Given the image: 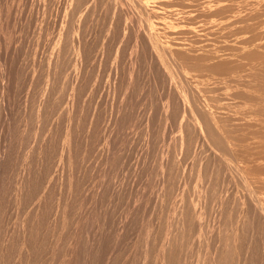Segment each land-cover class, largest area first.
Returning <instances> with one entry per match:
<instances>
[{"label": "bare ground", "instance_id": "obj_1", "mask_svg": "<svg viewBox=\"0 0 264 264\" xmlns=\"http://www.w3.org/2000/svg\"><path fill=\"white\" fill-rule=\"evenodd\" d=\"M2 1V0H1ZM6 1V0H5ZM4 1V2H5ZM18 2V0H16ZM20 1V0H19ZM25 1V0H24ZM27 1V0H26ZM29 1V0H28ZM33 1V0H32ZM39 1V0H38ZM40 1H43V0H40ZM51 1V0H48V2ZM71 3L74 1V0H70ZM69 1V2H70ZM77 1V2H76ZM99 1V0H75V2L77 3V10L81 9V6L84 5L85 7V4L87 3H90L91 2V7H93L96 2ZM107 1V0H106ZM133 3H134V8H136L141 15L143 16H146L150 22L152 23V28L150 30L149 33H144V34H140V35H137L136 36V49L134 50V53H135V59L131 62V66H132V71H131V74L133 75L134 74V71L136 69V65H138L139 61L138 59L139 58H143L144 60L150 58V59H156L158 65H159V68L160 71H159V74L162 75V79L165 84H167L168 86V89H169V92H168V101L167 103L164 102V106L162 109H164V113H168L169 111H171L170 109L172 107H175V106H178L177 108H179V114L181 113V119L179 120V132H180V135L178 136L179 138H176L174 136V139L176 138L177 139V142H178V147L177 146V149L180 148L179 150L183 151V156L186 158L189 157L190 155H184L185 154H190L192 153V156H193V159L195 157H198L200 158L199 159V162L201 161H204V160H217L219 163H220V166L222 168V165L223 167V173L224 174H227V177H228V174L229 176L232 178L233 176H237V179L236 181L238 180V182H242V185L245 186L247 192V195L245 197V193H242V190L241 194H244V197H245V200H242V203L240 204L241 207H242V210L240 211H237V218H239V225L238 226V231H235V234L237 235L239 232L240 234V229L243 228L244 224L246 221H248V219L250 220V222H256L259 224V226L264 230V0H131ZM3 2V3H4ZM11 2V1H10ZM9 0H8V3H10ZM13 2V1H12ZM15 2V1H14ZM46 2V0H45ZM44 2V3H45ZM56 3L57 0H53V3ZM69 2L67 3V1H63V0H58V5L59 8L61 9V15L59 14V17H58V21H57V25L59 27L58 28V37L56 39V41L54 40V45H53V49L51 48L50 51L51 54L48 58V63H47V66H46V70H45V73L42 74L44 75V79L41 83V86H40V98L38 100V103H36L35 101V104L33 107H34V113L32 115V128L31 126L28 124L29 123V120H28V117L26 115V109L22 110L19 118H18V113L14 115V103L15 101H13L14 99H16V93H18L17 89H18V82H17V79L16 78V73H15V69H17L16 67L20 64V60L18 58V52L21 51L19 48H17L16 46H13L14 44H16L17 42H15L13 45L11 43H9L10 45L13 46L12 49H8V48H4L3 46V43L0 41V220H1V224H2V229H0V264H9V262L11 261L10 259L12 258V261H13V264H50L52 261L51 260H54V256L56 255L55 254V248H56V244H57V241L58 239L60 240V237L62 236L61 233L59 234L58 233V229L57 227L61 226V228L63 229L65 227V224L67 222H65V217L68 219L67 217V213L68 212V202H69V199H70V191L72 190L73 186H74V183L77 179L75 178V180L73 181V176L74 174H72V169H71V163H72V159L73 157L76 156V154L78 153V149L77 148V140L79 138V136H83V135H80L83 131L81 130V128L79 129V125H81V123L79 122V111H80V108L79 107V101H80V98L82 96V94L84 93V90H86L85 86H89L87 85L86 83L90 80H87V82L85 83L86 80H84V76H85V67H86V64L84 65V59L88 58L90 59L89 57H86L85 54H86V51L89 50V44H88V49H86V43L89 42L87 41V37H91L92 35H94V37L92 38V40L97 37L96 34H93L94 31L92 32L91 36H87L85 35L86 37V41L85 42V37H84V40L79 37L78 35H75L74 33H72V37H70V35L68 36V31L67 32V26L70 24H68V17H69V14L71 13L70 12V9L73 10H76V9H73L69 4ZM105 2V1H104ZM108 2L110 4L112 3H115V0H108ZM2 3V2H1ZM2 3V4H3ZM6 3V2H5ZM19 3V2H18ZM21 3H22V0H21ZM25 3V2H24ZM40 3V2H38ZM43 3V4H44ZM53 3H49L51 4L50 5V8H54V6H52ZM74 3V2H73ZM75 3V4H76ZM98 3V2H97ZM102 3H103V0H102ZM118 3V1H117ZM121 3V2H120ZM1 4V5H2ZM11 4V3H10ZM9 4V5H10ZM16 3H14L13 5H15ZM20 4V3H19ZM28 4V3H27ZM26 4V5H27ZM42 4V2L40 3ZM48 4V3H46ZM48 4V5H49ZM94 4V5H92ZM99 4V3H98ZM101 4V3H100ZM104 4V3H103ZM110 4L109 5V8H110ZM124 4V3H123ZM126 4V3H125ZM22 6H25L22 4H20ZM45 5V4H44ZM102 5V4H101ZM100 5V6H101ZM4 6V5H3ZM12 6V5H11ZM19 6V5H18ZM21 6V7H22ZM42 6V5H41ZM69 6L71 8H69ZM73 6V5H72ZM87 6V5H86ZM96 6V5H95ZM98 6V5H97ZM96 6V8H97ZM104 6V5H103ZM107 6V4H106ZM114 6V5H113ZM111 6V7H113ZM120 6V5H119ZM132 6V5H131ZM130 6V7H131ZM27 7V6H26ZM46 8H48V6L46 5L45 6ZM89 7V6H88ZM90 7V8H91ZM99 7V6H98ZM121 7V6H120ZM125 7H127V5H125ZM129 7V8H130ZM1 8V7H0ZM6 8V4H5V7ZM10 8V7H9ZM48 8V11L49 9ZM74 8L75 5H74ZM87 8V7H86ZM96 8H94V10H97ZM105 8V6H104ZM128 8V7H127ZM133 8V9H134ZM12 9V8H11ZM17 9V8H16ZM23 9V8H22ZM42 9V8H41ZM58 9V7H57ZM99 9H101L99 7ZM98 9V10H99ZM103 9V8H102ZM102 9H101V12L100 14H102ZM108 9V8H107ZM118 9V7H117ZM126 9V8H125ZM124 9V10H125ZM6 10V9H3V11ZM8 10V9H7ZM6 10V11H7ZM13 10V9H12ZM25 10V9H23ZM27 10V8H26ZM59 10V9H58ZM76 10V11H77ZM123 10V9H122ZM121 12H118L120 16V20L124 19L129 13H130V10H129V13L125 10V11H122ZM128 10V9H127ZM4 11V13L6 12ZM17 12V10H15ZM35 11V10H34ZM54 11V9H53ZM56 11V10H55ZM54 11V12H55ZM93 12V10H91ZM100 11V10H99ZM98 11V12H99ZM105 11V10H103ZM119 11V10H118ZM10 12V11H9ZM21 12V11H19ZM18 12V13H19ZM26 12V11H25ZM24 12V13H25ZM29 12V10H28ZM40 12V11H39ZM58 12V11H57ZM55 12V13H57ZM75 12V11H74ZM84 12V11H83ZM89 12V11H88ZM92 12H89L87 14H90ZM117 12V11H116ZM135 12V11H134ZM23 12L19 13V14H22ZM31 13V12H30ZM37 13V12H36ZM42 13H43V9H42ZM50 14H52L51 12H49ZM79 15L78 12H75ZM81 13V12H80ZM94 13V12H93ZM96 13V12H95ZM94 13V14H95ZM107 13V12H106ZM133 13V12H132ZM14 14V12H13ZM16 14V13H15ZM27 14V12H26ZM24 14L22 17L18 15V17L15 18V24H16V27L19 28V31L22 33V31H25L24 29V26H25V22H24V16L26 15ZM44 14V13H43ZM41 14V15H43ZM58 14V13H57ZM82 14V13H81ZM80 14V15H81ZM85 14V13H84ZM99 14V15H100ZM105 14V13H104ZM111 14V13H110ZM108 14V15H110ZM136 14V13H135ZM2 15V14H1ZM0 15V16H1ZM4 15V14H3ZM8 15V13H7ZM30 15V14H28ZM31 15H35V12L34 14H31ZM73 15V14H71ZM76 15V14H75ZM83 15V14H82ZM82 15L80 18H82ZM93 15V14H92ZM96 15V14H95ZM98 15V14H97ZM106 15V14H105ZM107 15V16H108ZM116 16V13L113 14ZM130 15V14H129ZM6 16V15H5ZM4 16V17H5ZM9 16V15H8ZM11 16V14H10ZM9 16V17H10ZM15 16V15H14ZM12 16V17H14ZM86 17H88L87 15H84ZM102 16H104L102 14ZM11 17V18H12ZM43 17H46V15ZM50 17V16H49ZM54 17V16H53ZM56 17V16H55ZM72 17V16H71ZM69 17V19L71 18ZM74 17V16H73ZM79 17V16H78ZM77 19H80L78 18ZM84 17V18H86ZM91 17V16H90ZM94 17V16H93ZM97 17V16H95ZM99 17V16H98ZM98 17L96 19V22L98 20ZM110 17V16H109ZM108 17V18H109ZM114 17V16H113ZM138 17V16H137ZM1 18V17H0ZM38 18V17H37ZM57 18V17H56ZM83 18V19H84ZM107 18V19H108ZM111 18V17H110ZM136 18V17H135ZM146 18V19H147ZM6 19V18H5ZM14 19V18H13ZM26 19H28L27 17L25 18V21ZM36 19V18H35ZM35 19H33L32 17V20L31 22H33ZM43 19V18H41ZM40 19V21H41ZM47 19V18H46ZM45 19V20H46ZM73 19H76L75 17ZM88 19V18H86ZM86 19H84L83 21H85ZM92 19V18H91ZM91 19H88V20H91ZM106 19V18H104ZM117 18H115L116 20ZM127 19V18H126ZM134 19V18H133ZM143 19H145L143 17ZM147 19V20H148ZM4 20V19H3ZM1 20V21H3ZM38 20V19H37ZM44 20V21H45ZM112 20V19H111ZM125 20V19H124ZM123 20V22H124ZM130 20V18H129ZM9 21V20H7ZM14 21V20H12ZM39 21V22H40ZM44 21L42 20L43 22V25L44 24H47L46 22L44 23ZM48 21V19H47ZM51 21V20H49ZM76 21V20H75ZM87 21V20H86ZM100 21V20H99ZM101 21H106V20H101ZM137 21V19H136ZM10 22V21H9ZM30 22V21H28ZM27 22V23H28ZM30 22V23H31ZM70 22V21H69ZM88 22V21H87ZM94 22L91 21V24L87 25V26H90L92 27V23ZM95 22V23H96ZM113 25L116 24L115 21H112ZM115 22V24H114ZM118 22H120L118 20ZM122 22V24H123ZM128 22V21H127ZM125 22V23H127ZM135 22V21H134ZM148 22V21H145V23ZM2 23V24H1ZM0 23V26L2 25L3 26V22ZM5 23V21H4ZM38 23V22H37ZM77 23V22H76ZM83 22H81V20L78 21V23L76 24L75 27H77V30H84L83 27L80 29V26H82ZM89 23V22H88ZM94 23V24H95ZM98 23V22H97ZM96 23V24H97ZM102 23V22H100ZM144 23V22H143ZM6 24V23H5ZM11 24V22H10ZM15 24H14V28H15ZM39 24V23H38ZM37 24V25H38ZM42 24V23H41ZM49 24V23H48ZM47 24V25H48ZM51 24V23H50ZM74 24V23H73ZM81 24V25H80ZM84 24V23H83ZM86 24V23H85ZM84 24V25H85ZM95 24V25H96ZM111 22H110V25H112ZM119 23H117L118 25ZM121 24V25H122ZM129 24V23H128ZM142 24V23H141ZM31 25V24H30ZM35 25V23L33 24ZM42 25V26H43ZM46 25V26H47ZM71 25V24H70ZM92 25V26H91ZM124 25V24H123ZM127 25V24H126ZM134 25V24H133ZM27 26V25H26ZM40 26V25H39ZM44 27V29H46L47 27ZM54 23H53V25ZM72 26V25H71ZM86 26V25H85ZM86 26V27H87ZM97 26V25H96ZM107 26L109 27H112V26H109V24L107 23ZM119 27H121L120 25H118ZM129 26V25H128ZM130 26H131V23H130ZM135 26V25H134ZM7 27V26H6ZM5 27V28H6ZM31 27V26H29ZM33 27V26H32ZM69 27V26H68ZM84 27V28H86ZM98 27V26H97ZM115 26H113V29H114ZM123 27V26H122ZM121 27V29H122ZM142 27V26H141ZM144 27H146L144 25ZM12 28V27H11ZM43 28V27H42ZM50 28V26H49ZM99 28V27H98ZM116 28H118L116 26ZM127 28V27H126ZM125 27L123 29H126ZM129 29H132V27H128ZM136 28V27H135ZM148 28V27H146ZM37 29V28H36ZM40 29V28H39ZM43 29V30H44ZM52 29V28H51ZM55 29V28H54ZM71 28H69L70 30ZM73 29V28H72ZM95 29V28H94ZM113 29H112V33L113 32ZM128 29V30H129ZM145 29V28H144ZM8 30L5 29V31ZM29 30V29H28ZM42 30V29H41ZM56 30V29H55ZM77 30L75 32H77ZM88 30V28H87ZM87 30H85V32L87 33ZM90 30V28H89ZM88 30V31H89ZM97 30V29H96ZM95 30V32H96ZM100 30V29H99ZM114 30H118V29H114ZM148 30V31H149ZM10 31V29L8 30ZM13 31H16V28L15 30L13 29ZM34 31V30H33ZM38 31V29H37ZM36 31V32H37ZM109 31V30H107ZM119 32H121L120 30H118ZM125 32V30H123ZM130 31V30H129ZM140 31V30H139ZM144 31V30H142ZM147 31V32H148ZM17 32V31H16ZM19 32V33H20ZM28 32V31H27ZM44 32V31H42ZM41 32V34H43ZM51 32V31H50ZM53 32V31H52ZM84 32V31H83ZM90 32V31H89ZM99 32V31H97ZM110 32V31H109ZM127 32V31H126ZM132 32V31H131ZM130 32V33H131ZM141 32V31H140ZM7 33V32H6ZM5 33V34H6ZM10 33V32H8ZM20 33V34H21ZM31 33V32H29ZM28 33V34H29ZM81 33V32H80ZM91 33V32H90ZM103 33V32H102ZM101 33V34H102ZM105 33V32H104ZM117 33V32H115ZM129 33V32H128ZM139 33V32H138ZM136 33V34H138ZM0 34H1V31H0ZM4 34V33H3ZM4 34V36H5ZM15 34V33H14ZM18 34V33H17ZM25 34V33H24ZM34 35H36L35 33H33ZM47 34V33H45ZM70 34V33H69ZM83 34V33H82ZM88 34V33H87ZM100 34V35H101ZM121 34V33H119ZM118 34V36H119ZM124 34V33H122ZM2 35V34H1ZM44 35V34H43ZM53 35V34H52ZM114 35V34H113ZM117 34H115V37L118 38V36H116ZM130 35V34H129ZM14 37V35H12ZM24 36V35H23ZM28 36V35H27ZM31 36V35H29ZM51 36V35H50ZM96 36V37H95ZM103 36V35H102ZM101 36V37H102ZM124 37V35H122ZM20 37V36H17V38ZM34 37V36H33ZM38 38L40 37V35L37 36ZM47 37V36H46ZM104 37V36H103ZM102 37V38H103ZM108 37V36H107ZM3 38V37H2ZM7 38V36H6ZM32 38V36H31ZM41 38V37H40ZM39 38V39H40ZM50 38H53V37H50ZM90 38V39H91ZM97 38H100L99 37V34H98V37ZM111 38V36H110ZM121 37H119L120 39ZM131 38V37H130ZM135 38V37H134ZM15 39V37H14ZM13 39V41H14ZM19 39V38H18ZM28 39V38H27ZM35 39V38H33ZM42 39V38H41ZM54 39V38H53ZM89 39V40H90ZM106 39V38H105ZM112 39V38H111ZM133 39V38H132ZM98 40V39H96ZM5 41V40H4ZM28 41V40H27ZM26 41V42H27ZM45 40L43 39V42ZM47 41V39H46ZM50 41V40H49ZM111 41V40H110ZM117 40L115 39V41H111L112 43L113 42H116ZM127 41V40H126ZM20 42H21V39H20ZM37 42H40V41H37ZM53 42V41H52ZM97 42V41H96ZM100 44L101 41L99 40L98 41ZM103 42V40H102ZM107 42V41H106ZM122 42V41H121ZM125 42V41H124ZM130 43V41H127L125 43ZM134 42V41H133ZM24 44L25 41L23 42ZM22 43V44H23ZM95 43V42H94ZM94 43L92 44V46L94 45ZM118 43V42H117ZM123 43V42H122ZM138 43V44H137ZM27 44H31V43H27ZM44 44V43H43ZM46 44V43H45ZM98 44V43H95V45ZM99 44V45H100ZM105 44V43H103ZM102 44V45H103ZM109 44V43H107ZM111 44V43H110ZM109 44V45H110ZM121 44V43H120ZM124 44V43H123ZM131 44V43H130ZM9 47L11 48L12 46ZM16 45H19V44H16ZM91 45V44H90ZM101 45V47H102ZM122 45V44H121ZM128 45V44H126ZM125 45V46H126ZM24 46V45H23ZM27 46V45H25ZM44 46V45H43ZM50 46L51 45H47ZM46 46V47H47ZM98 46V45H97ZM113 46V45H112ZM115 46V45H114ZM119 45H117L118 47ZM148 46V48L145 50L144 47ZM150 46V47H149ZM35 46H33L34 48ZM45 47V46H44ZM52 47V46H51ZM96 47V46H95ZM99 47V46H98ZM97 47V48H98ZM98 48V49H102L103 50V47L102 48ZM127 47V46H126ZM130 47V46H129ZM128 47V48H129ZM132 47V46H131ZM37 48V47H36ZM41 48V47H40ZM48 48V47H47ZM48 48V49H49ZM94 48V47H93ZM108 48V47H107ZM107 48H105L106 50H108ZM113 48V47H112ZM111 50H113V54L115 53V47ZM19 49V51H18ZM26 49V47H25ZM45 49V48H44ZM118 49H120L118 47ZM123 49V48H122ZM127 49V48H126ZM131 49V48H129ZM43 49L39 50V51H42ZM91 50L93 49H90V53H91ZM97 50V49H96ZM110 50V49H109ZM128 50V49H127ZM126 50V51H127ZM24 51V50H23ZM32 51V50H31ZM33 51L36 52V49H34ZM95 50L92 51V53L94 52ZM104 51V50H103ZM124 51V49H123ZM29 52V51H28ZM97 53H94V55L96 54V57H97V54L98 51H95ZM107 52V51H106ZM118 52H120L121 54V51L119 50ZM32 52H29L28 54H30ZM40 53V52H39ZM44 53V52H43ZM48 53V52H47ZM46 53V54H47ZM105 53V52H104ZM109 53H112V52H109ZM125 52H123L124 54ZM127 53V52H126ZM37 54V52H36ZM49 54V53H48ZM107 54V53H106ZM22 55H25L22 54ZM27 55V54H26ZM31 55V54H30ZM29 55V57H30ZM43 55V54H42ZM41 55V56H42ZM90 56H92L91 54H89ZM128 55V54H127ZM20 58L21 55H19ZM47 56V55H45ZM100 56V54H99ZM108 56V55H107ZM105 56V57H107ZM122 57L125 56V55H121ZM16 57V58H15ZM24 57V56H23ZM44 57V55H43ZM94 57V56H92ZM120 57V56H118ZM117 57V58H118ZM33 58V56H32ZM31 58V59H32ZM95 58V57H94ZM98 58H101L100 61H102V57H98ZM110 58V57H109ZM116 58V59H117ZM121 58V57H120ZM39 59V58H38ZM42 59V58H41ZM97 59V58H96ZM105 59V58H103ZM113 59H114V55H113ZM127 60L129 59V57L127 56L126 58ZM125 59V61H127ZM23 60V59H22ZM29 60V59H28ZM47 60V58H46ZM92 60H94L92 58ZM99 60V59H98ZM96 60V61H98ZM107 61V59H105ZM118 60V59H117ZM30 61V60H29ZM34 61V59H33ZM32 61V62H33ZM38 61V60H37ZM40 61V59H39ZM91 62V60H89ZM95 60L93 62L95 63H99L97 64L98 65H101L100 62H96ZM112 61V60H111ZM115 61V60H113ZM120 61V59H119ZM124 61V59H123ZM122 59H121V62L122 64L124 65ZM124 61V62H125ZM28 62V61H27ZM88 62V61H86ZM91 62V63H93ZM109 62V61H108ZM116 63L118 61H115ZM114 62L115 65H117L116 63ZM151 62V60H150ZM154 62V60H153ZM22 63V62H21ZM24 63V62H23ZM29 63V62H28ZM31 63V62H30ZM29 63V64H30ZM35 63V61L33 62ZM90 63V64H91ZM102 63V62H101ZM105 65H106V62H104ZM103 63V64H104ZM120 62H118L119 64ZM127 63H130V60L129 62ZM127 63L125 64V68L127 67ZM90 64L87 66H90ZM112 64V63H111ZM121 64V63H120ZM145 63H143L144 65ZM148 64V63H146ZM145 64V66H146ZM152 64V63H150ZM154 64V63H153ZM26 65V64H25ZM41 65H42V62H41ZM45 65V64H44ZM42 65V66H44ZM108 65V64H107ZM113 65V64H112ZM141 64H139V67H140ZM155 65V64H154ZM33 66V64H32ZM37 66V65H36ZM110 66V65H109ZM149 66V64H148ZM30 67H31V64H30ZM93 67V64L92 66ZM95 67V66H94ZM100 67V66H99ZM102 67V65H101ZM108 67V66H107ZM112 67V66H111ZM115 66L113 65L112 68L110 69H113ZM117 67V66H116ZM122 67V66H121ZM124 67V66H123ZM138 67V66H137ZM147 67V66H146ZM153 67V66H152ZM23 68H27V66H23ZM22 68V69H23ZM96 68V67H95ZM104 68V67H103ZM120 68V67H119ZM142 68H144L142 66ZM151 68L150 66L147 68L149 69ZM157 68L156 71H157ZM18 69H21V66L18 68ZM38 69V67H37ZM73 71V75L72 77H69V72L68 70ZM73 69V70H72ZM97 69V68H96ZM110 69H108L110 71ZM118 69V67H117ZM131 69V67H130ZM141 69V68H140ZM30 70V69H29ZM39 70H41L39 68ZM43 70V69H42ZM41 70V71H42ZM87 70H90V69H87ZM95 70V69H94ZM94 70L92 69V71L94 72ZM102 70V69H101ZM108 70L106 72H108ZM122 70V69H121ZM127 71L129 70L128 68L124 69L122 71V73L124 71ZM137 70V69H136ZM142 70V69H141ZM150 70V69H149ZM148 72H153V71H149ZM19 71V70H18ZM22 71V70H21ZM20 71V73H21ZM33 71V70H31ZM40 71V72H41ZM70 71V73H71ZM100 71V70H98ZM113 71V70H111ZM119 71V69H118ZM138 71V70H137ZM30 71H28L29 73ZM88 73V71H86ZM116 72V71H115ZM141 72V73H140ZM138 72V74H144L145 72L143 71H140ZM143 72V73H142ZM18 73V72H17ZM19 73V74H20ZM24 74V72H22ZM27 73V74H28ZM43 73V72H41ZM100 73V72H99ZM102 73V72H101ZM121 73V71L119 72ZM121 73V74H122ZM126 74H129L127 72H124ZM123 73V74H124ZM149 73V74H150ZM31 74V73H30ZM33 74H36V73H33ZM96 74V72H95ZM98 74V73H97ZM107 74V73H106ZM106 74H104L103 76H105ZM109 74V72H108ZM111 74V73H110ZM131 74L128 75V77H130L131 79ZM148 74V73H147ZM153 74V73H152ZM158 74V73H157ZM158 74V75H159ZM26 75V74H25ZM88 75V74H87ZM94 75V73H93ZM99 75V74H98ZM120 75V74H119ZM137 75V76H139ZM20 76V75H18ZM22 76V75H21ZM29 76V74H28ZM31 76V75H30ZM38 76V75H37ZM97 76V75H96ZM101 76V74H100ZM109 76V75H108ZM112 75H110L111 77ZM122 76V75H121ZM145 76V74H144ZM144 76H140L142 79L144 78ZM149 76V75H148ZM155 76V75H154ZM90 77V76H89ZM88 77V78H89ZM136 77V75H135ZM161 78V76H159ZM20 78V77H19ZM98 78V77H97ZM103 78V77H102ZM112 78V77H111ZM110 78V79H111ZM116 77H114L115 79ZM120 78V77H119ZM124 78V76H123ZM134 78V77H133ZM132 78V79H133ZM156 79V77H154ZM153 78V79H154ZM23 79V78H22ZM25 79H27L25 77ZM31 79V78H29ZM37 78H35L36 80ZM39 79V78H38ZM71 79V80H70ZM87 79V78H86ZM125 79V78H124ZM127 79V78H126ZM125 79V81H126ZM132 79H131V83H132ZM136 79V78H135ZM135 79H133L135 81ZM142 79H139V80H142ZM148 79V77H147ZM146 79V80H147ZM159 79V78H158ZM161 79V80H162ZM99 81H101L100 79H97ZM109 80V79H107ZM138 80V78H137ZM136 80V81H137ZM138 80V82H139ZM145 78L142 80L144 81ZM157 80V79H156ZM93 81V80H92ZM116 81V80H115ZM114 81V82H115ZM119 81H121V86L123 85L122 84V80L120 79ZM135 81V82H136ZM142 81H140L142 83ZM150 81L147 80V82ZM159 81V80H158ZM157 81V88L159 86L162 87V85ZM28 84L30 86H33V83H36L33 81V78L31 80H27ZM88 82V83H89ZM94 84H95V81H93ZM153 82V81H152ZM156 82V81H155ZM154 83H152V86L153 84L156 85ZM92 83V82H90ZM89 83V84H90ZM99 83V82H98ZM101 83V82H100ZM103 83V82H102ZM101 83V84H102ZM105 83H110V81H106ZM104 83V88L107 86L105 85ZM125 83V82H123ZM128 83V81H127ZM130 83V82H129ZM128 83V84H129ZM146 83V82H145ZM150 83V86H151V82ZM27 84V83H26ZM25 84V86H26ZM27 84V86H28ZM92 84V86L94 85ZM126 84V83H125ZM133 85H138V84H135V83H132ZM130 84V85H132ZM140 84V83H139ZM99 86H101L100 84H98ZM111 85V83H110ZM164 85V84H163ZM22 86V85H21ZM20 86V87H21ZM26 86V87H27ZM114 86V85H113ZM125 86V85H124ZM128 86V85H127ZM147 86L146 84L144 85V82H143V88ZM167 86L164 85V87L166 88ZM90 89L92 88L91 86H89ZM109 87V85H108ZM112 87V86H111ZM129 87V86H128ZM131 87V86H130ZM135 87V86H134ZM133 87V89H134ZM149 87V86H148ZM156 87V86H155ZM24 88V87H23ZM88 88V87H87ZM103 88V87H102ZM125 88V87H124ZM122 87V89H124ZM132 88V87H131ZM130 89L133 90V89ZM142 88V86L140 87ZM151 88V87H150ZM149 88V89H150ZM153 88V87H152ZM151 88V89H152ZM156 88V89H157ZM164 90H167L165 89ZM20 89V88H19ZM26 89V88H25ZM35 89V88H34ZM32 88V90H34ZM36 89H38V87H36ZM106 89V88H105ZM138 89V87L136 88ZM21 90V89H20ZM19 90V91H20ZM107 90V89H106ZM115 90V88H114ZM113 90V92H114ZM118 90V89H117ZM125 90H128V89H125ZM139 91H143V89H138ZM145 90V89H144ZM153 90V89H152ZM151 90V92H152ZM163 90V91H164ZM24 91V90H23ZM70 91V92H69ZM87 91H91V90H87ZM101 91V89H100ZM112 91V89H111ZM116 91V90H115ZM129 91V92H130ZM146 91V90H145ZM144 91V92H145ZM150 91V90H149ZM154 91V90H153ZM161 91H162V88H161ZM109 92V91H108ZM122 92V91H121ZM128 92V93H129ZM133 92V91H132ZM131 92V93H132ZM143 92V93H144ZM150 92V93H151ZM165 92V91H164ZM164 92H163V95H164ZM25 93V92H24ZM27 93V92H26ZM29 93V92H28ZM107 93V92H106ZM135 93V92H134ZM136 93H137V90H136ZM141 92L140 95L143 94ZM146 93H148V91H146ZM145 93V94H146ZM150 93H148L147 95H150ZM156 93V92H155ZM120 94V92H119ZM125 93H123L124 95ZM20 95V94H19ZM37 95V93H36ZM110 95V94H109ZM108 95V96H109ZM127 95V94H126ZM130 95V94H129ZM137 95V94H136ZM144 95V94H143ZM23 96V95H22ZM29 96V95H28ZM85 96V95H84ZM83 96V97H84ZM111 97L112 94L110 95ZM121 96V94L119 95ZM132 96V95H131ZM159 96V95H157ZM165 96V97H166ZM16 97V98H15ZM27 97V96H26ZM30 97H31V94H30ZM37 98V96H35ZM88 97V95H87ZM86 97V98H87ZM118 97V96H117ZM135 97V96H133ZM137 97V96H136ZM164 97V96H163ZM22 98V97H21ZM24 98V97H23ZM107 98V97H106ZM124 98V97H122ZM126 98V97H125ZM128 98V96H127ZM126 98V99H127ZM27 99V98H26ZM29 99V98H28ZM27 99V100H28ZM35 99V98H34ZM82 99V98H81ZM88 99V98H87ZM109 99V98H108ZM119 99V97H118ZM158 99V98H157ZM155 98V100H157ZM163 99V98H162ZM19 100V99H18ZM33 100V99H32ZM36 100V99H35ZM85 100V99H84ZM82 101L83 103L85 101ZM97 100V99H96ZM110 100V99H109ZM113 100V99H112ZM123 100V99H122ZM129 98L127 100H123V101H128ZM166 100V98H165ZM164 100V101H165ZM34 101V100H33ZM117 101V100H116ZM120 99L118 101V104L120 103ZM139 101V100H138ZM160 101V100H159ZM157 100V102H159ZM22 102V100H21ZM26 103L28 101H25ZM77 102H78V106L77 108L75 107V105H77ZM81 102V104L83 105V103ZM88 102V101H87ZM91 102V101H90ZM109 102V101H108ZM113 102V101H112ZM129 102V101H128ZM162 102V100H161ZM161 102H159V104H161ZM29 103V102H28ZM31 103H34V102H31ZM76 103V104H75ZM86 103V102H85ZM93 103V102H92ZM92 103L90 106H92ZM100 103V107L103 108L101 106V102L99 101ZM106 103H107V99H106ZM105 103V104H106ZM111 103V101L109 102V104ZM123 103V102H122ZM121 103V104H122ZM125 103V102H124ZM139 103V102H138ZM137 103V104H138ZM151 103V102H150ZM154 103V101L152 102ZM151 103V104H152ZM19 104V103H18ZM80 104V105H81ZM89 104V103H88ZM96 104V103H94ZM93 104V105H94ZM104 104V103H103ZM102 104V105H103ZM105 104H104V107H105ZM115 104V103H114ZM129 104V103H128ZM127 104V105H128ZM131 104H132V101H131ZM150 104V105H151ZM163 104V103H162ZM161 104V105H162ZM81 105V106H82ZM98 105V104H97ZM96 105V106H97ZM112 105V104H111ZM134 105V103H133ZM135 105H136V102H135ZM144 105V104H143ZM149 105V103L147 104V106ZM22 106V105H21ZM26 105H24L25 107ZM95 106V107H96ZM99 106V105H98ZM97 106V107H98ZM115 106V105H114ZM122 106V105H121ZM130 106V105H129ZM18 107V106H17ZM20 107V105H19ZM28 107V106H27ZM93 107V106H92ZM113 107V106H112ZM116 107V106H115ZM117 107H119V105H117ZM151 107V106H150ZM159 107V106H158ZM23 108V107H22ZM85 108V107H84ZM94 108V107H93ZM100 108V109H101ZM123 108V107H122ZM121 108V109H122ZM148 108V107H146ZM154 108V107H152ZM161 108V107H160ZM21 109V108H20ZM86 109V108H85ZM97 109V108H96ZM99 109V108H98ZM99 109V110H100ZM120 109V110H121ZM159 109V108H158ZM173 109V108H172ZM19 110V108H18ZM17 110V111H18ZM149 110V109H148ZM153 110V109H152ZM156 111V109H154ZM153 110V111H154ZM161 110V109H159ZM177 110V111H178ZM16 111V112H17ZM20 111V110H19ZM18 111V112H19ZM113 112V110H111ZM129 111V109H128ZM152 111V113H153ZM176 111V110H175ZM123 112H126V111H123ZM145 112V111H144ZM143 112V113H144ZM148 112V111H147ZM150 112V111H149ZM131 113V112H130ZM134 113V112H133ZM151 113V115H152ZM85 114V113H84ZM107 114V113H106ZM109 114V113H108ZM113 114V113H111ZM110 114V115H111ZM121 114V113H120ZM119 114V115H120ZM146 114V112H145ZM158 114V112L156 113ZM155 114V115H156ZM161 114V113H159ZM83 115V113H82ZM89 116L91 114H88ZM95 115V114H94ZM97 115V114H96ZM126 113L122 116L125 117ZM130 115V114H128ZM134 115V114H133ZM149 115V114H148ZM167 114H165L164 116L166 117ZM15 116V117H14ZM86 114L83 116L85 117ZM92 116V115H91ZM90 116V117H91ZM102 116V115H100ZM114 116V115H113ZM118 116V115H117ZM157 116V115H156ZM58 117H61L62 120L64 121L65 125L62 127V129H60L59 131L58 130H55V132L53 131L52 129V126H53V122L56 121V119ZM88 117V116H87ZM99 117V115H98ZM104 117V116H103ZM102 117V119H103ZM127 117V116H126ZM129 117V116H128ZM60 118V119H61ZM93 118V116H92ZM113 118V117H112ZM118 118V117H117ZM107 119V118H106ZM109 119V118H108ZM130 119V118H129ZM138 121H139V118H137ZM168 119V118H167ZM170 119V118H169ZM177 119V118H176ZM86 121V119H83L81 122L83 121ZM90 120V118L88 119ZM87 120V121H88ZM93 120V119H92ZM91 120V121H92ZM96 120V119H95ZM94 120V121H95ZM105 120V119H104ZM114 120V119H113ZM118 120H120V117L118 118ZM121 120H124V119H121ZM128 120V119H127ZM136 120V119H135ZM175 120V119H174ZM60 121V120H59ZM62 121V122H63ZM91 121H88L89 124H91L90 122ZM99 122V120H97ZM95 121V122H97ZM110 120H108L109 122ZM137 121V120H136ZM135 121V122H136ZM142 121V120H140ZM158 121V120H157ZM166 121V120H165ZM170 121V120H169ZM177 121V120H176ZM41 122H44L48 127H47V132L45 134H47L41 141H38V139H40L41 137L38 138L37 134L39 130L38 129V125L39 123ZM60 123V124H63V123ZM87 122V124H88ZM97 122V124H98ZM103 122V121H102ZM106 122V121H105ZM112 122V121H110ZM85 123V122H84ZM83 123V125H84ZM113 123V122H112ZM133 123V122H132ZM142 123V122H141ZM154 123V122H153ZM152 123V124H153ZM157 123V122H155ZM163 123V120L158 124H161ZM172 123V122H170ZM57 124V122H56ZM55 124V125H56ZM59 124V123H58ZM95 124V123H94ZM116 124V123H115ZM129 124V123H128ZM136 124L138 125L139 123L136 122ZM146 124V123H145ZM149 124V122L147 123ZM169 124V123H168ZM176 124V123H175ZM44 125V124H43ZM98 125H101V124H98ZM134 125V123H133ZM136 125V127H137ZM151 125V124H150ZM149 125V127H150ZM163 125V124H162ZM166 125V124H165ZM30 126V128H29ZM87 126V125H85ZM91 126V125H90ZM89 126V127H90ZM94 126V125H92ZM91 126V127H92ZM102 126V125H101ZM128 126V125H127ZM131 126V125H130ZM140 126V124H139ZM142 126V125H141ZM140 126V127H141ZM146 126V125H145ZM171 126V125H169ZM35 127H37L35 129ZM46 127V126H45ZM58 126H56L55 128H57ZM82 127V126H81ZM95 127H97L95 125ZM100 127V126H99ZM97 127L98 129H102V127ZM107 127V126H106ZM139 127V128H140ZM148 127V129H149ZM163 127V126H161ZM172 127V126H171ZM176 126L174 125V127L172 128H175ZM41 128V127H40ZM88 128V127H87ZM96 128V129H97ZM104 128V131L106 132L105 130V127L103 126ZM128 128V127H127ZM133 128V127H132ZM138 128V127H137ZM143 128V127H142ZM140 129V131H142L143 129ZM165 128V127H164ZM167 128H168V125H167ZM42 129H43V126H42ZM89 129V128H88ZM136 130V128H134ZM145 129V127H144ZM147 129V128H146ZM160 129H163V128H160ZM169 129V128H168ZM178 129V128H177ZM37 130V131H36ZM45 130V129H44ZM43 130V131H44ZM80 130L82 132H80ZM87 130V129H86ZM90 130V129H89ZM88 130V131H89ZM94 130V129H93ZM111 130V129H110ZM134 130V131H135ZM157 132L158 131H161V130H158L156 129ZM173 130V129H172ZM176 130V129H175ZM42 131V130H41ZM42 131V132H43ZM91 131V130H90ZM101 131V130H100ZM102 130V132H104ZM107 131H109L107 129ZM145 131V130H143ZM148 130H146V133ZM153 131V130H151ZM168 131H171L170 129ZM111 132H114L111 130ZM132 132V131H131ZM166 132V131H165ZM172 132V131H171ZM85 133V132H83ZM108 132H106L107 134ZM133 133V132H132ZM135 133V132H134ZM137 133V132H136ZM144 134V132H142ZM154 133V131H153ZM159 133V132H158ZM164 133V131H163ZM177 133L176 131H174V134ZM114 134V133H113ZM116 134V133H115ZM139 133H137V136H138ZM150 134V133H149ZM149 134H148V137H149ZM152 134V133H151ZM160 134V133H159ZM171 134V133H170ZM42 135V134H41ZM89 134H86L84 135L85 136H88ZM112 135V134H111ZM142 135V134H141ZM153 135V134H152ZM155 135V134H154ZM157 135V134H156ZM155 135V136H156ZM172 135V134H171ZM170 135V136H171ZM176 135V134H175ZM40 136V135H39ZM96 135H94L95 137ZM103 136V135H102ZM108 136V134H107ZM106 136V137H107ZM135 136V135H134ZM136 136V137H137ZM161 136V135H159ZM93 137V136H92ZM93 139H96L94 138ZM98 137V135H97ZM104 137V136H103ZM110 137V136H109ZM114 137V136H113ZM147 137V138H148ZM90 138V137H89ZM100 138H101V135H100ZM98 138V139H100ZM134 137H132L133 139ZM144 138V137H143ZM153 138H156V137H153ZM171 138V137H170ZM173 138V137H172ZM92 139V140H93ZM98 139H96L94 141V144H97L98 143ZM101 139H104V138H101ZM100 139V140H101ZM116 139V138H115ZM137 138H135L136 140ZM142 139V137H141ZM160 139V138H159ZM162 139V137H161ZM167 139V137H166ZM169 139V138H168ZM174 139L172 141V143L174 142ZM85 140V139H84ZM91 142V139H89ZM105 140V139H104ZM107 140V139H106ZM105 140V142H106ZM111 139H109L110 141ZM114 140V139H112ZM117 140V139H116ZM134 140V139H133ZM145 140V139H144ZM79 141V140H78ZM142 141V140H140ZM160 143L162 140H158ZM165 141V140H164ZM168 141V140H166ZM88 142V140L86 141ZM93 142V141H92ZM92 142L89 143L92 145ZM100 142V141H99ZM103 142V141H102ZM118 142V140H117ZM116 142V143H117ZM176 142V140H175ZM82 143V142H81ZM104 143V142H103ZM102 143V144H103ZM133 143V142H132ZM134 143L136 144V142L134 141ZM156 143V141L154 142ZM160 143L158 144L159 147H160ZM169 144V142H167ZM170 143H171V140H170ZM83 144V143H82ZM93 144V145H94ZM100 145V143H98ZM96 145V146H99V145ZM105 144V143H104ZM134 144V145H135ZM142 144H143V141H142ZM157 144V143H156ZM110 145H113L114 146V143ZM128 145V143H127ZM130 145V144H129ZM139 145V144H138ZM137 144L135 146H138ZM144 145V144H143ZM142 145V146H143ZM148 145V144H147ZM158 145H156L158 147ZM163 145H165V143H163ZM171 147H173L171 144H169ZM174 145V143H173ZM87 146V145H86ZM85 146V147H86ZM89 146V145H88ZM102 146V145H101ZM100 146V147H101ZM118 146V145H116ZM132 145V147H135ZM149 146V145H148ZM176 146V144H175ZM129 147V146H127ZM140 147V146H139ZM156 147V148H157ZM164 148L166 147L163 146ZM162 147V148H163ZM207 147V150L209 151L208 154L205 155V152L204 151ZM81 149L83 147H80ZM99 149V147H97ZM103 148V146H102ZM101 148V149H102ZM108 148V146H107ZM116 148V147H115ZM114 148V149H115ZM119 147H117V150L116 152H119L118 150ZM126 148V147H125ZM124 148V149H125ZM136 149L138 147H135ZM135 148H132L135 150ZM141 148V147H140ZM139 148V149H140ZM151 148V147H150ZM205 148V149H204ZM97 149V150H98ZM112 149V147H111ZM120 150L122 149L121 147L119 148ZM130 149V148H129ZM143 149V148H142ZM166 149V148H165ZM175 149V147L173 148ZM199 149V150H198ZM80 150V149H79ZM100 150V149H99ZM103 150V149H102ZM102 150L100 152H102ZM114 150V151H115ZM158 150V148H157ZM161 149H159L160 151ZM163 150V149H162ZM178 150V151H179ZM113 151V149H112ZM113 151V152H114ZM123 151V149L121 150ZM120 151V152H121ZM137 151V150H136ZM169 151V150H168ZM172 151V148L170 150V152ZM177 151V150H176ZM180 151V152H181ZM110 152V151H109ZM119 152V153H120ZM126 153V151H124ZM131 152V151H130ZM129 152V153H130ZM133 152V150H132ZM139 152V151H138ZM137 152V154H138ZM147 152V151H146ZM179 152V153H180ZM84 153V152H83ZM82 153V154H83ZM104 153H107L106 152V149H105V152ZM135 153V151L132 153V156L133 157V154ZM161 153V151H160ZM168 153V152H167ZM173 153V152H171ZM84 154H87V153H84ZM83 154V155H84ZM111 155V153H109ZM118 154V153H116ZM116 154H113V155H116ZM122 154V153H121ZM128 154V153H127ZM127 154H126V157H127ZM152 154V153H151ZM175 154V153H174ZM82 155V156H83ZM108 155V154H106ZM105 155V156H106ZM140 155V154H138ZM150 155V154H149ZM159 155V154H157ZM178 155V154H176ZM182 155V154H181ZM89 156V155H88ZM92 156V155H91ZM90 156V157H91ZM109 156V155H108ZM122 156V155H121ZM120 156V157H121ZM125 156V155H124ZM123 156V157H124ZM129 156V160H130V155ZM142 156V155H141ZM140 156V157H141ZM182 156V157H183ZM77 157H80V153H79V156ZM87 157V156H86ZM89 157V158H90ZM99 157V156H97ZM107 157V156H106ZM112 157V156H111ZM119 158V156H116ZM135 157H137V155H135ZM139 157V156H138ZM175 157V156H174ZM180 157V155H179ZM177 158L178 160L181 158ZM88 158V159H89ZM103 159V157H101ZM109 158V157H108ZM107 158V159H108ZM197 158V159H198ZM211 158V159H210ZM85 159V158H84ZM84 159H81L84 160ZM106 159V158H105ZM112 158H110L111 160ZM132 159V158H131ZM165 159V158H164ZM175 159V160H177ZM183 159V158H182ZM187 159V158H186ZM115 160V158H114ZM112 160V161H114ZM119 160V159H118ZM122 160H128L127 158L125 159H122ZM128 160V161H129ZM133 160H135V158H133ZM139 160V159H138ZM166 160V159H165ZM174 160V165L176 167V175L180 177V180L184 178L185 176V170L183 169V166H181V163L179 161H175ZM190 159L188 158V161ZM192 160V159H191ZM190 160V161H191ZM90 161V159H89ZM87 160V162H89ZM92 161V160H91ZM101 161V160H100ZM105 161V160H103ZM120 161V160H119ZM115 162L114 165H118V162ZM123 161V162H124ZM128 161H126V163H128ZM141 161V160H139ZM137 161V162H139ZM162 161V160H161ZM159 161V162H161ZM185 161V160H184ZM194 162V160H192ZM83 162V161H82ZM111 162V161H110ZM109 162V163H110ZM122 162V161H121ZM122 162V163H123ZM130 162V161H129ZM145 162V161H144ZM187 162V160H186ZM198 162V160H197ZM214 162V161H212ZM75 163V162H73ZM77 163V162H76ZM90 163V162H89ZM88 163V164H89ZM121 163V164H122ZM196 163V162H194ZM211 163V162H210ZM215 163V162H214ZM67 164V166H66ZM84 164V163H83ZM92 164V163H91ZM94 164V163H93ZM104 164H108V163H104ZM113 164V163H112ZM120 164V162H119ZM118 165V166H121L122 168V165ZM132 164V162H131ZM140 164V162H139ZM146 164V163H145ZM167 164V163H166ZM170 164V163H169ZM187 164V163H185ZM197 164V163H196ZM195 164V165H196ZM217 164V162H216ZM74 165V164H73ZM72 165V166H73ZM87 165V164H86ZM84 165V166H86ZM114 165H113V168L114 169ZM124 165V163H123ZM130 165V164H129ZM137 165V164H136ZM159 165V163H158ZM157 165V166H158ZM161 165V164H160ZM173 165V166H174ZM199 165V164H197ZM203 165V164H202ZM218 165V164H217ZM83 166V167H84ZM106 166V165H105ZM112 167V165H109V167ZM172 166V165H171ZM187 166V165H186ZM189 166H192V165H189ZM68 168V175H67V178L64 174L61 173V176H57L55 173L58 171V169L60 170V168L62 170L67 169ZM76 167H77V164H76ZM87 167V166H86ZM92 166H90L89 168H87L88 170L90 169H94L93 167H95L96 169V166L93 165V167L91 168ZM107 167V166H106ZM124 167V166H123ZM126 167V165H125ZM131 167V166H130ZM145 167V166H144ZM143 167V168H144ZM160 167V166H159ZM158 167V168H159ZM193 167V166H192ZM207 167V166H206ZM219 167V166H218ZM78 168V167H77ZM76 168V169H77ZM140 168V167H139ZM138 168V169H139ZM142 168V169H143ZM146 168V167H145ZM156 168V172H157V169ZM163 169V164H162V167ZM166 168V167H165ZM172 168V167H170ZM188 170L190 171L189 167H187ZM199 168V166H198ZM217 168V166H216ZM75 169V168H74ZM73 169V170H74ZM82 169V168H81ZM94 169V170H95ZM105 169V168H104ZM110 169V168H109ZM111 169V170H112ZM120 169V168H119ZM131 169V168H130ZM137 169V170H138ZM169 169V168H168ZM193 169V168H192ZM195 169V168H194ZM197 169V168H196ZM204 169L205 170V167L204 168H201V170ZM97 171L99 170L98 168L96 169ZM95 170V171H96ZM107 170H108V167H107ZM121 170V169H120ZM124 170V169H123ZM128 170V168H127ZM167 170V169H166ZM211 170L212 167H211ZM215 170V168H214ZM80 171V169H79ZM91 171V170H90ZM104 171V170H103ZM110 171V170H109ZM114 171H117L116 170H113V173L114 174ZM141 171V170H140ZM160 170L158 169V172L157 173H160L159 172ZM164 173H165V170H163ZM162 171V172H163ZM170 171V169L168 170ZM172 171V169H171ZM221 171V169L219 170V172ZM62 172V171H61ZM75 172H78V171H75ZM105 172V171H104ZM119 172V170H118ZM136 172V171H135ZM161 172V173H162ZM196 172V171H195ZM203 172V171H202ZM209 172V171H208ZM67 173V172H66ZM93 173V172H92ZM95 173V172H94ZM102 173V170L101 172ZM99 173V174H100ZM107 173V172H105ZM116 175L118 174L117 172H115ZM122 174V171L119 172ZM214 173H216V171H214ZM60 174V172L58 173ZM83 174V173H82ZM104 174V173H103ZM110 174V172H109ZM141 174V173H140ZM172 174V173H171ZM202 174V173H201ZM204 174V173H203ZM210 173H208L209 175ZM219 174V173H218ZM64 175V177L62 176ZM102 175V174H101ZM107 175V174H106ZM119 175V174H118ZM165 175H168V179L170 178V172L169 174H165ZM174 175V174H172ZM175 175V176H176ZM192 175V174H191ZM198 175V173H197ZM205 175V174H204ZM207 175V176H208ZM211 175V174H210ZM214 175V174H213ZM212 175V176H213ZM84 176V175H83ZM91 177V174L89 175ZM105 176V175H104ZM115 176V175H114ZM113 176V177H114ZM157 176V175H156ZM205 175V177H207ZM226 176V175H225ZM224 176V177H225ZM76 177V176H74ZM78 177V180L79 181V184L81 182V177L79 179V174L77 175ZM117 177V176H116ZM132 177V176H131ZM185 177H188V176H185ZM199 177V176H198ZM215 177V176H214ZM85 178V176H84ZM93 178V177H91ZM96 178V176H95ZM93 178V179H95ZM115 178V177H114ZM113 178V179H114ZM128 178V177H127ZM130 178V177H129ZM158 178H159V175H158ZM163 178V177H162ZM166 178V179H167ZM230 178V179H231ZM55 179V182L57 183V185L60 187L59 189L61 190L62 189V192L63 194H61L60 192V198L57 200V204H54V205H48V197L50 195H48V189L50 188L49 185L50 183ZM93 179H90L92 181L95 182V180ZM97 179V178H96ZM174 179V178H172ZM187 179V178H186ZM214 179V178H211V180ZM87 180V179H86ZM100 180H101V177H100ZM110 180V179H109ZM122 180V179H121ZM161 180V177H160V183L162 182ZM171 180V179H170ZM169 180V181H170ZM178 180V179H177ZM179 180V181H180ZM197 180V179H196ZM200 180V179H199ZM198 180V181H199ZM216 180V177L215 179ZM232 180V179H231ZM230 180V181H231ZM234 180V178H233ZM232 180V181H233ZM84 181V180H82ZM88 181V180H87ZM99 181V180H97ZM108 181V180H107ZM176 181V180H175ZM187 181V180H186ZM190 181V180H188ZM202 181H203V178H202ZM201 181V182H202ZM217 181V180H216ZM78 182V181H77ZM155 182H158L155 181ZM166 182L167 183V180L165 181V177H164V181L163 183ZM177 182V181H176ZM175 182V183H176ZM184 182V181H183ZM204 182V181H203ZM208 182V179L207 181ZM235 182V181H234ZM237 182V183H238ZM55 183V184H56ZM97 183V182H96ZM106 183V182H105ZM132 183V182H131ZM164 183V184H166ZM173 183V184H175ZM182 183V182H181ZM185 183V182H184ZM192 184V182H189L188 183V187H189V184ZM53 184V183H52ZM51 184V185H52ZM78 184V185H79ZM83 184V183H82ZM89 184L88 182L86 184H83V185H87ZM92 184V183H91ZM89 184V185H91ZM133 184V183H132ZM159 183H157L158 185ZM187 184V183H186ZM198 184H201L200 182ZM212 185V188L214 189L215 187L213 186V183H211ZM219 184L218 181L216 182V184L214 183V185H217ZM239 184V183H238ZM50 185V186H51ZM94 185V184H93ZM98 185V183H97ZM118 185V184H117ZM131 185V184H130ZM136 185V184H135ZM163 185V184H162ZM161 185V186H162ZM170 185V184H169ZM177 185V184H176ZM180 184L177 185V187H179ZM196 185V184H195ZM195 185L193 186V188L195 187ZM206 185V184H205ZM209 185V184H208ZM228 185V183H227ZM231 185V184H230ZM241 184H239L240 186ZM77 186V185H75ZM101 186V185H100ZM103 186V185H102ZM112 186V185H111ZM115 186V184H114ZM156 186V185H155ZM160 186V185H159ZM192 186V185H191ZM200 187V185H197ZM209 185V187H211ZM237 185V188L239 189L240 191V187ZM92 187H95L92 186ZM116 187V186H115ZM114 187V188H115ZM128 187V186H126ZM130 187V186H129ZM166 187H167V184H166ZM203 188V186H201ZM217 189L220 188L219 185L216 186ZM228 187V186H227ZM101 188V187H100ZM103 188V187H102ZM113 188V187H112ZM117 188V187H116ZM115 188V189H116ZM157 188V186L155 187ZM161 188V187H160ZM159 188V190H161ZM163 189L165 187H162ZM168 188V187H167ZM170 188V187H169ZM168 188V189H169ZM172 188V187H171ZM201 188V189H202ZM224 188V187H223ZM85 189V188H84ZM104 189V188H103ZM111 189V188H110ZM125 189V188H123ZM135 189V188H134ZM174 189V187H173ZM172 189V190H173ZM181 189H183L182 187L179 189L177 188V190L181 191ZM186 189V188H185ZM216 189V188H215ZM50 190V189H49ZM86 190V189H85ZM102 190V189H100ZM107 189H105L104 191H106ZM117 190V189H116ZM127 190V189H126ZM184 190V189H183ZM193 190V189H192ZM197 190V189H196ZM200 190V189H199ZM220 190L223 191L222 189V186L220 188ZM54 190H52L53 192ZM79 191V190H78ZM89 191V190H88ZM93 191V189H92ZM97 191L94 190L93 192ZM111 191H113V189H111ZM125 191V190H124ZM124 191H122L124 193ZM131 191V190H130ZM175 191V190H173ZM172 191L171 194H173L174 192ZM189 191V190H188ZM191 191V190H190ZM189 191V192H190ZM203 191V190H201ZM209 191V190H208ZM211 191V190H210ZM216 191V190H215ZM58 192V191H56ZM77 192V191H76ZM87 192V190L85 191V193ZM99 192V191H98ZM107 192V191H106ZM110 192V191H109ZM116 191L114 190L113 192H111L110 194H112V196L115 193ZM127 192V191H126ZM129 192V190H128ZM138 192V191H137ZM143 192V191H142ZM155 192H156V189H155ZM157 192H158V189H157ZM170 192V191H169ZM176 192V191H175ZM187 192V191H186ZM187 192L188 195L192 192ZM204 192H205V189H204ZM212 192V191H211ZM210 192V194H211ZM214 192V190H213ZM235 192V191H234ZM244 192V191H243ZM50 193V191H49ZM72 193H74V191L72 190ZM81 193V191H80ZM100 193V192H99ZM103 193V192H102ZM101 193V194H102ZM105 193V192H104ZM114 193V194H113ZM119 193V192H118ZM132 193V191L130 192ZM129 193V194H130ZM136 193V192H135ZM140 193V192H139ZM165 193V192H164ZM167 193V192H166ZM185 193V194H187ZM194 193V191H193ZM200 193V192H199ZM203 193V192H202ZM209 193V192H207ZM217 193V192H216ZM222 193V192H221ZM225 193V192H223ZM55 194V193H54ZM77 194V193H76ZM79 194V192H78ZM82 194L84 195V193L82 192ZM87 194V193H86ZM145 194V193H144ZM163 195L160 191H159V196L161 197V195ZM169 194V198L170 195ZM177 194V193H176ZM195 194H197L195 192ZM206 194V193H205ZM204 194V195H205ZM218 194H220L218 192ZM57 195V194H56ZM72 195V194H71ZM143 195V194H141ZM186 195V198L187 196ZM192 197L194 196V194L192 195V193L190 194ZM190 195L188 197H190ZM200 195V194H199ZM222 194H220L221 196ZM228 195V194H227ZM232 195V194H231ZM73 198L75 197L74 195H72ZM86 196V195H85ZM91 196H95L97 197L94 193L93 195L91 194ZM108 196V194L106 195L105 194V197ZM123 196V195H121ZM131 196V195H130ZM129 196V197H130ZM172 196V195H171ZM176 196V195H175ZM181 195H179L178 197H180ZM197 196V195H195ZM203 196V194H201V197ZM215 196V195H214ZM217 196V194H216ZM219 195H218V198H221ZM225 197V194L223 195ZM51 197H54L53 195H51ZM80 197V196H79ZM94 197V198H95ZM110 197V196H109ZM116 197V195H115ZM128 197V196H126ZM125 195L123 198H126ZM159 197V198H160ZM174 196H172L173 198ZM177 197V198H178ZM212 197V196H211ZM210 197V198H211ZM227 197V196H226ZM232 197V196H231ZM230 197V198H231ZM234 197V196H233ZM239 197V196H238ZM91 198V197H90ZM89 198V199H90ZM100 198V196H99ZM103 198V197H102ZM114 198V197H113ZM122 198V200H124ZM145 198V197H143ZM157 198V197H156ZM165 198V197H164ZM181 198V197H180ZM183 198V201H184V196H182ZM194 198V197H193ZM196 199L198 197H195ZM194 198V199H195ZM202 198H205V196H203ZM201 198V199H202ZM229 198V197H227ZM228 202L230 200L227 199ZM55 199V198H54ZM81 199V197L79 198ZM92 199V198H91ZM98 199V198H97ZM97 199H94L97 200ZM117 199V198H116ZM175 199V197H174ZM189 199V198H188ZM199 198L198 202H195L194 200V203L190 202L189 205H192L191 209H190V216H187V217H191L190 218H187L185 215H189V213H187L184 209H183V204L185 203H182V205H176L177 207V210H175L177 213L176 214V222L174 224H176L175 226V229L172 228V232H169L167 233V237L165 238V241L164 243H162L163 247H164V252L165 250H168L169 249V258L166 256L165 257V254L162 255V258L160 260V263H158L159 261H157V264H184L185 262L184 261H181L180 260H177L175 258V260L177 261H173V260H170L171 259V256L174 255L172 253H177V251H174V247L176 248V242L180 239H178L177 241H175L177 238H176V234H177V231L180 229V226L183 228V225L185 222L187 223V221H191L189 222V225L191 224L192 227H194V224L192 225V223H195L196 226L199 227V229H201L200 227L201 226V215L202 214V200ZM214 199V198H211V200ZM216 199V198H215ZM223 199V198H222ZM232 199V198H231ZM73 200V199H71ZM88 200V199H87ZM86 200V201H87ZM99 200V199H98ZM105 200V199H104ZM173 200V199H172ZM187 200V199H185ZM190 200H191V197H190ZM189 200V201H190ZM206 200V199H204ZM209 200V199H208ZM219 200V199H218ZM225 200V201H226ZM51 201V200H50ZM84 201V202H86ZM90 201V200H89ZM126 201H127V198H126ZM131 202V200H129ZM143 201V200H142ZM156 201V200H155ZM162 201V200H161ZM164 201V200H163ZM174 201V200H173ZM188 201V200H187ZM193 201V199H192ZM217 201V199H216ZM232 201H235L232 200ZM83 202V201H82ZM81 202V204H83ZM98 202V201H97ZM101 204L103 201H100ZM98 202V203H99ZM119 202V201H118ZM125 202V201H123ZM128 202V201H127ZM207 202V201H206ZM236 202V201H235ZM241 201H239L238 203H240ZM50 203V202H49ZM55 203V202H54ZM74 203V202H73ZM90 203V202H87V204ZM96 203V202H95ZM120 203V202H119ZM132 203V202H131ZM159 203V202H158ZM172 203V201H171ZM176 203V202H175ZM188 203V202H187ZM185 203V207L188 208L186 206ZM192 203V204H191ZM208 203V202H207ZM213 203V202H212ZM211 203V205H212ZM215 203V202H214ZM230 203V202H229ZM72 204V203H71ZM78 204V202H77ZM81 204H80V207H81ZM107 204V203H105ZM113 204V203H112ZM121 204V203H120ZM130 204V203H129ZM140 204V203H139ZM154 204V202L152 203ZM160 204H163V203H160ZM165 204V203H164ZM163 204V205H164ZM174 204V203H173ZM218 204V203H217ZM220 204H223V201L220 203ZM234 204V203H233ZM75 205V203H74ZM85 206V204H83ZM82 205V206H83ZM97 205V203L95 204ZM128 205V204H127ZM172 205V204H171ZM188 205V204H187ZM200 205V206H198ZM202 205V206H201ZM205 205H207L205 203ZM210 205V203L208 204ZM215 205V204H213ZM235 205V204H234ZM93 206H94V202H93ZM141 206V205H140ZM175 206V204H174ZM217 206V205H215ZM214 206V207H215ZM229 206V205H228ZM231 206V204H230ZM238 206V205H237ZM79 207V205H78ZM79 207V208H80ZM95 207V206H94ZM103 207V205H102ZM108 207V206H107ZM111 207V206H110ZM139 207V206H138ZM157 207V206H156ZM163 206H161L162 208ZM167 207V206H166ZM169 207V206H168ZM172 207V206H170ZM204 207V206H203ZM208 208L210 207L209 210H211V206H207ZM213 207V209H214ZM218 207V206H217ZM239 207V206H238ZM74 208V207H73ZM82 209L84 207H81ZM80 208V209H81ZM86 208V207H85ZM88 208V207H87ZM133 208V207H132ZM132 208L128 207V209H131ZM141 209V207H139ZM159 208V206H158ZM220 208V207H219ZM228 208V207H227ZM75 209V208H74ZM113 209V208H112ZM117 209V208H116ZM127 209V210H128ZM155 209V208H154ZM163 209V208H162ZM167 209V212L168 213L169 209ZM204 209V208H203ZM218 209V208H217ZM226 209V208H225ZM231 209V208H230ZM232 209L234 210V208L232 207ZM71 210H72V207H71ZM78 209L76 208V211ZM84 210V209H83ZM86 210V209H85ZM91 210V209H90ZM95 210V209H94ZM97 210V209H96ZM106 210V208H105ZM143 210V208H142ZM206 210V209H205ZM215 210V209H214ZM220 210V209H219ZM218 210V211H219ZM238 210V208H237ZM21 211H23L24 214V217L22 216V219L21 217L19 218L18 217V220L15 221V223L17 222V227H13V230L10 229V226H9V222L11 220H13L12 218L15 216H19L18 214L19 213H22ZM74 211V210H73ZM81 211V210H80ZM89 212V210H86ZM93 211V210H92ZM125 211V210H124ZM123 211V212H124ZM129 211V210H128ZM135 211V210H134ZM232 211V210H231ZM71 212V211H70ZM83 212V211H82ZM108 212V211H107ZM121 212H122V209H121ZM120 212V213H121ZM126 212V211H125ZM131 212V211H129ZM140 212V211H138ZM217 212V211H216ZM214 212V213H216ZM224 212V211H223ZM230 212V211H229ZM90 213V212H89ZM128 213V212H127ZM133 213V212H132ZM136 213V212H135ZM206 211H204V215H205ZM209 213V211H208ZM211 213V211H210ZM221 213V212H220ZM227 213L224 212V213H221V214H225ZM236 213V212H235ZM71 214V213H70ZM77 214H80L78 212H76V217H77ZM83 213H81L82 215ZM85 214V212H84ZM83 214V215H84ZM91 214H94V213H91ZM130 216L132 215L131 213H129ZM128 214V216H129ZM137 214V213H136ZM170 214V213H169ZM174 214V213H173ZM212 214V213H211ZM219 214V213H218ZM220 214V215H221ZM73 215V214H72ZM86 216L85 217H89V215L85 214ZM114 215V213H113ZM121 215V214H120ZM166 215V214H165ZM168 215V214H167ZM166 215L167 219H168V216ZM172 215V214H171ZM217 215V214H216ZM215 215V216H216ZM219 215V216H220ZM227 216V214H225ZM70 216V215H69ZM80 216V215H78ZM115 216V215H114ZM206 216V215H205ZM217 216V217H219ZM239 216V217H238ZM74 217V215L72 216ZM75 217V219H76ZM84 217V218H85ZM87 217V218H88ZM116 217V216H115ZM132 217V216H131ZM135 218H137V216H134ZM162 217V216H161ZM175 217V216H174ZM204 217V216H203ZM223 217V216H222ZM234 217V216H233ZM71 218V217H70ZM81 218V217H79ZM78 218V219H79ZM87 218L85 220H87ZM99 218V217H98ZM110 218V217H109ZM112 218V217H111ZM130 218V217H129ZM141 218V217H140ZM164 218V217H163ZM171 218V217H170ZM206 218V217H204ZM203 218V219H204ZM208 218H211V217H208ZM226 218V217H225ZM228 218V217H227ZM226 218V219H227ZM235 218V217H234ZM235 218V219H237ZM17 219V218H16ZM73 219V218H72ZM72 219H70L72 221ZM83 219V218H82ZM116 219V218H115ZM114 219V220H115ZM127 219V218H126ZM132 219V218H131ZM187 219H190V220H187ZM207 219V218H206ZM224 219V218H223ZM15 220V219H14ZM69 220V221H70ZM81 220V219H80ZM84 220V219H83ZM94 220V219H93ZM113 220V218H112ZM136 220V219H135ZM134 220V221H135ZM141 220V219H140ZM158 220V218H157ZM165 219H163L162 223H164L163 225H165V222H164ZM172 220V218H171ZM174 220V219H173ZM187 220V221H186ZM208 220V219H207ZM212 220V218H211ZM218 219L216 218V221ZM220 221L222 220L221 218L219 219ZM228 220V219H227ZM230 220V218H229ZM228 220V221H229ZM68 221V223H70ZM77 221V219H76ZM72 222L73 225L74 223L77 225L78 222ZM88 221V220H87ZM90 221V220H89ZM129 221V220H128ZM133 221V222H134ZM168 221H170L168 219ZM202 221V220H201ZM204 221V220H203ZM213 221V220H212ZM227 221V223H229ZM14 222V221H13ZM83 223V225L85 226L86 223H84L83 221H81ZM80 222V223H81ZM86 222V221H85ZM112 222V221H111ZM116 222V220H115ZM114 222V223H115ZM118 222V221H117ZM124 222V221H123ZM131 223V221H129ZM138 222H141L142 223V220L139 221V218H138ZM206 222V221H205ZM219 222V221H218ZM234 222V221H233ZM250 222L248 221L249 225ZM15 223L13 225H15ZM79 223V225H80ZM81 223V224H82ZM90 223V222H89ZM92 223V222H91ZM127 223V222H126ZM125 223V224H126ZM129 223V224H130ZM135 223V222H134ZM223 223V222H222ZM71 224V223H70ZM116 224V223H115ZM120 224V222H119ZM143 224V223H142ZM158 224V223H157ZM209 224V223H208ZM214 224V223H212ZM236 224V223H235ZM235 224H232V225H235ZM67 225V224H66ZM78 227H81L79 226ZM124 225V224H123ZM137 226V223L135 224ZM161 226L162 224H158V226ZM185 225V224H184ZM204 225V224H202ZM211 225V223H210ZM230 225V224H229ZM237 225V224H236ZM246 225H248L246 223ZM1 226V225H0ZM70 226V225H69ZM75 226V225H74ZM73 226V227H74ZM117 226V224H116ZM122 226V225H121ZM144 226V224H143ZM147 226V224H146ZM190 226V227H191ZM212 226V225H211ZM215 228L217 227L216 225H214ZM221 226V225H220ZM231 226V225H230ZM11 227V228H12ZM72 227V224H71V227L70 229L74 230ZM129 227V226H128ZM142 227V226H141ZM140 227V228H141ZM165 227V226H163ZM169 227H171V225H169ZM172 227H174V225H172ZM191 227V229H192ZM204 227V226H203ZM229 227V226H228ZM233 227V226H232ZM251 227V226H250ZM66 228V227H65ZM68 228V226H67ZM113 228V226H112ZM115 228V227H114ZM123 228L122 230H124V227H121ZM126 228V226H125ZM130 228V227H129ZM144 228V227H143ZM142 228V229H143ZM147 228V227H146ZM144 228V230L146 229ZM162 228V227H161ZM179 228V229H178ZM197 228V227H196ZM206 227H204L203 229H205ZM218 228V227H217ZM221 228V227H220ZM230 228V227H229ZM77 229V227H76ZM89 229V228H88ZM91 229V228H90ZM89 229V230H90ZM104 229V228H103ZM116 229V228H115ZM113 229V230H115ZM171 229V228H169ZM187 229V228H186ZM202 229V231H203ZM225 229V228H224ZM232 229V228H231ZM236 229V230H237ZM246 229V228H245ZM16 230V231H15ZM83 230V229H82ZM87 230V228H86ZM98 230V229H97ZM130 230V229H129ZM143 230V231H144ZM148 230V229H147ZM161 230V229H160ZM218 230V229H217ZM216 230V231H217ZM220 230V229H219ZM218 230V232H219ZM228 230V228L226 229ZM240 230V231H239ZM258 230V229H257ZM68 231V230H66ZM65 231V233H66ZM84 231V230H83ZM103 231V230H102ZM141 230H139L140 232ZM142 231V233H143ZM152 232V230H150ZM149 231V232H150ZM181 231V230H180ZM179 231V232H180ZM215 231V232H216ZM223 230H221L222 232ZM233 231H234V228H233ZM245 231V230H244ZM79 232L80 229H79ZM86 232V231H84ZM92 232V230H91ZM116 232V230H115ZM130 232V231H129ZM147 232V231H146ZM193 232V231H192ZM209 232V231H208ZM211 232V231H210ZM214 232V231H213ZM216 232V233H218ZM227 232V231H226ZM77 233V232H76ZM82 233V232H81ZM79 233V234H81ZM113 233V232H112ZM118 233V231H117ZM121 233V232H120ZM145 233V232H144ZM161 233V232H160ZM164 233V232H162ZM161 233V234H162ZM189 233V232H188ZM187 233V234H188ZM202 233V232H200ZM204 233H205V230H204ZM207 233V232H206ZM230 233V232H229ZM232 233V231H231ZM234 233V232H233ZM242 233V232H241ZM63 234V233H62ZM75 233H73L74 235ZM78 234V235H79ZM84 234V233H83ZM106 234H107V231H106ZM115 234V233H114ZM140 234V233H139ZM147 234V233H146ZM208 234V233H207ZM212 234V233H211ZM215 234V233H213ZM238 234V235H239ZM245 234V233H244ZM61 235V236H59ZM82 235V234H81ZM90 234L84 236L86 238H88L87 236H89ZM96 236V234H94ZM108 235V234H107ZM117 235V234H116ZM154 235V234H152ZM150 235V236H152ZM156 235V233H155ZM186 235V233H185ZM190 235V233H189ZM200 235V234H199ZM203 235V234H202ZM220 235V234H219ZM222 235V234H221ZM242 235V234H240ZM72 236V235H71ZM77 236V234L75 235V237ZM83 236V235H82ZM80 236V237H82ZM91 236V235H90ZM162 237V235H159ZM181 236V234H180ZM261 236V235H260ZM69 237L70 239V235L67 236ZM74 236L71 237L72 238H75ZM79 237V236H77ZM79 237V239H80ZM93 237V236H92ZM102 237V236H101ZM144 237V236H143ZM154 237V236H153ZM223 237V236H222ZM229 237V236H228ZM226 237L227 241L230 240V238ZM237 237V236H236ZM264 237V236H263ZM263 237L261 239H263ZM63 238V237H62ZM91 238V237H90ZM94 238V237H93ZM92 238V239H93ZM145 238V237H144ZM68 239V238H67ZM66 239V241H67ZM83 239V238H82ZM81 239V240H82ZM85 239V238H84ZM95 239V238H94ZM100 239V237L98 238V240ZM113 239H115L113 237ZM152 239V238H151ZM155 238H153L152 240H154ZM202 239V238H201ZM204 239V238H203ZM217 239V238H216ZM235 239V238H234ZM255 239V238H254ZM75 240V239H74ZM73 240V244H74V241ZM79 240V242L81 241ZM88 239H86L87 241ZM117 241V239H115ZM145 241L147 240L146 238L144 239ZM143 240V241H144ZM156 241H158L157 239H155ZM154 240V241H155ZM206 240V238H205ZM215 241V239H212ZM211 240V241H212ZM219 241V239H217ZM223 240V239H222ZM238 240V239H237ZM249 240V239H248ZM63 241V239H62ZM71 241V240H70ZM83 241V240H82ZM85 241V240H84ZM84 241L81 243L83 245ZM90 241V239H89ZM95 241V240H94ZM103 241V240H102ZM113 241V240H112ZM161 241V240H160ZM183 241V240H182ZM181 241V242H182ZM225 241L224 242V250H222V248H219L216 246L215 247V244H214V247H215V250H213L214 252H210L212 253V256L211 257V261L209 264H234L235 263V255L234 256H230V254H228L230 257H228L227 255V252L230 251L228 249L231 248L232 246V243L234 242L233 244V249L234 251L237 249L236 247L242 243L241 240L240 242L235 243V240L233 242H231L229 245H228V242ZM239 241V240H238ZM65 242V241H64ZM68 242V241H67ZM96 242V241H95ZM114 242V241H113ZM151 242V241H150ZM159 242V241H158ZM221 242V241H220ZM219 242V243H220ZM223 242V241H222ZM237 242V241H236ZM251 243V241H249ZM262 242V241H261ZM60 243V242H59ZM58 243V244H59ZM62 243V242H61ZM71 243V244H72ZM78 243V242H76ZM80 243H78L80 245ZM88 243V242H87ZM90 243V242H89ZM94 242H92L90 245H92L93 247L96 246V244L93 245ZM101 243V242H100ZM116 242H114L115 244ZM145 243V242H143ZM149 243V241H148ZM154 242H152L153 244ZM179 243V242H178ZM183 243V242H182ZM186 243V242H185ZM184 243V244H185ZM205 243H207V241H205ZM213 243V242H212ZM240 243V244H239ZM245 243V242H244ZM243 243V245H245ZM69 244V242L67 243ZM72 244V245H73ZM141 243H139L140 245ZM151 244V243H150ZM149 244V245H150ZM221 244V243H220ZM223 244V243H222ZM237 244V246H236ZM258 244V243H257ZM261 244V243H259ZM264 245V242L262 243ZM61 247L63 246V243L60 244ZM106 245V244H105ZM143 245V244H142ZM156 245V243H155ZM181 245V244H179ZM178 245V246H179ZM207 245V244H206ZM210 245V243H209ZM242 245V244H241ZM242 245V246H243ZM68 246V245H67ZM76 246H78L76 244ZM81 246V245H80ZM85 246V245H83ZM87 246V244H86ZM85 246V247H86ZM88 248H92L91 246ZM100 246V245H99ZM115 246V245H114ZM128 246V245H127ZM126 246V248H127ZM145 246V245H143ZM153 246V245H152ZM182 246V245H181ZM213 246V244H212ZM231 246V247H230ZM238 246V248H240ZM241 246V247H242ZM250 246V245H248ZM255 246V245H254ZM262 246V245H261ZM69 247V246H68ZM71 247V246H70ZM149 247V246H148ZM155 247V246H154ZM158 247H159V243H158ZM180 247V246H179ZM177 247V248H179ZM207 247V246H206ZM213 247V248H214ZM60 248V247H58ZM80 248V251H81V247H78ZM77 248V249H78ZM87 248V247H86ZM87 248V249H88ZM97 248H98V245H97ZM100 248V247H99ZM98 248V249H99ZM131 248V247H130ZM138 248V247H137ZM162 248V247H160ZM182 248V247H180ZM184 248V247H183ZM211 249H213L212 247H210ZM63 249V248H62ZM61 249V250H62ZM66 249V247L64 248ZM70 249V248H69ZM84 249V248H83ZM93 249V248H92ZM129 249V247H128ZM143 249V248H142ZM188 249V248H187ZM222 251H221V250ZM232 249V248H231ZM232 249V250H233ZM263 249H264V246H263ZM59 250V249H58ZM75 250V249H73ZM93 250H96V248H94ZM92 250V252H94ZM114 250V249H113ZM131 250V249H130ZM135 250V248H134ZM156 250V248L154 249ZM160 250V249H159ZM185 250V249H184ZM183 250V251H184ZM210 250V249H208ZM240 250V249H238ZM246 249H243L242 248V251ZM259 250V249H258ZM257 250V252H258ZM261 250V249H260ZM64 251L63 250V254H64ZM72 250L70 249L69 254L71 256V252ZM86 251V250H85ZM97 251V250H96ZM151 251V250H150ZM149 251V253H150ZM174 251V252H172ZM191 251V250H189ZM212 251V250H211ZM219 251L218 255L217 256V252ZM262 251V250H261ZM264 251V250H263ZM99 252V250H98ZM136 252V251H135ZM138 252V251H137ZM136 252V253H137ZM145 252L147 253V249L145 250ZM179 252V251H178ZM181 252H182V249H181ZM193 252V251H191ZM207 252V251H206ZM233 254H236L234 253L233 251H231ZM236 252V251H235ZM241 252V251H240ZM244 252V251H243ZM249 252V251H248ZM80 253V252H79ZM78 253V255H79ZM82 253V251H81ZM139 253V252H138ZM152 253V252H151ZM175 253V254H176ZM186 253V252H185ZM184 253V254H185ZM239 253V251L237 252ZM252 253V252H251ZM42 256V260H39V258ZM94 254V253H93ZM131 254V253H130ZM171 254V256H170ZM179 254V253H177ZM181 254V253H180ZM183 254V253H182ZM183 254V255H184ZM194 254V253H193ZM231 254V255H233ZM243 254V253H241ZM40 257H39V256ZM58 255V253H57ZM56 255V256H57ZM62 255V253H61ZM73 255V254H72ZM89 255H90V252H89ZM89 255L85 254V256L82 254L81 256L83 257H86ZM99 255V254H98ZM135 254H131V256ZM147 255H150V254H147ZM168 255V254H167ZM187 255V254H185ZM191 255V254H190ZM210 255V254H209ZM237 255V254H236ZM247 255L248 253L245 254V257H244V260L241 261L240 260V257L238 255V258H237V262L236 264H244V261H246V258H247ZM66 256V257H67ZM95 256V254L93 255ZM146 256V255H145ZM152 256H155V255H152ZM182 256V255H181ZM208 256V255H207ZM251 256V254H250ZM253 256V254H252ZM39 257V258H38ZM58 257V256H57ZM57 257H56V260H57ZM61 256H59L58 259H60ZM63 257H65L63 255ZM69 257V256H68ZM72 257V256H71ZM76 257V256H75ZM92 258V256H90ZM138 257V256H137ZM140 257V256H139ZM148 257V256H147ZM151 257V256H149ZM149 257L147 258L149 260ZM188 257V256H187ZM217 257V258H216ZM87 258V257H86ZM90 258V259H91ZM154 258V257H153ZM156 258V256H155ZM160 258V256H159ZM167 258L169 259L167 261ZM207 258V257H206ZM41 259V258H40ZM75 259V258H74ZM73 259V260H74ZM89 259V258H88ZM130 259V257H129ZM127 259V260H129ZM137 259V258H136ZM141 259V257H140ZM192 259V258H191ZM66 260V259H64ZM83 260V259H82ZM86 260V259H85ZM94 260V259H93ZM103 260V259H102ZM147 260V261H148ZM153 260V259H151ZM261 260V259H260ZM126 261V260H125ZM139 261V260H138ZM141 261V260H140ZM190 261V259H189ZM187 260V264L189 262ZM250 261V260H249ZM55 261H53L52 263L54 264ZM91 262V260H90ZM104 262V261H103ZM102 262V263H103ZM114 262V261H113ZM151 262V261H149ZM147 262V263H149ZM155 262V261H154ZM192 262V261H191ZM191 262H189L191 264ZM196 262V261H195ZM264 262V261H263ZM78 263V262H77ZM80 263V262H79ZM83 263V262H82ZM131 263V262H130ZM140 263V262H139ZM138 263V264H139ZM251 263V262H250ZM12 264V263H11ZM60 264V263H59ZM87 264V263H86ZM126 264V263H125ZM143 264V262H142ZM154 264V263H153ZM194 264V262H193Z\"/></svg>", "mask_w": 264, "mask_h": 264}, {"label": "rangeland", "instance_id": "obj_2", "mask_svg": "<svg viewBox=\"0 0 264 264\" xmlns=\"http://www.w3.org/2000/svg\"><path fill=\"white\" fill-rule=\"evenodd\" d=\"M5 0H0V23L1 22H3V26L1 25L0 26V31H1V34H0V41L3 43V46H4V48H8V49H12L13 48V46H16L17 48H23L21 51H19V49H18V54L19 55H21V57L22 58H20V56L18 55V58H19V60H20V64L16 67L17 69H15L16 71H15V73H16V78H18L17 79V82H18V89H17V91H18V93H16V99H14L13 101H15V103H14V115L15 114H17L18 113V118H19V116H20V114H21V112H22V110H24V109H26V115H27V117H28V120H29V125L31 126L32 125V121H33V117H32V115H33V113H34V105H36L35 104V101H36V103H38V100H39V96H40V86H41V83H42V81H43V77H44V75H42V74H44L45 73V70H46V66H47V63H48V58H49V56H50V54H51V52L52 51H50L51 50V48L53 49V45H54V40L56 41V39H57V37H58V28L57 27H59L58 25H57V21H58V17H59V14L61 15V9L59 8V6H57L58 7V9H57V7H56V5H58V0H57V2L55 3H53V0H51V1H49L48 2V0H46V2H45V0H43V1H38V0H22V3H23V5H25V6H22V5H20V4H22L21 3V0L19 1L18 0V2L20 3H18L16 0H9V2L11 3H8V0H6L5 2H4ZM13 1V2H12ZM15 1V2H14ZM63 1H67V3L70 1V0H63ZM105 1V2H104ZM117 1H118V3H117ZM3 4H2V3ZM25 2V3H24ZM38 2H42V4H40V3H38ZM45 2V3H44ZM74 2V3H73ZM72 3H71V1L69 2V4L68 5H70L73 9H78L77 8V1L75 2V0L73 1ZM99 4H98V3ZM96 2V6L98 5L101 9H102V14L104 15V16H102V14H100V12H101V9H99V7L97 6V8L100 10H98L97 8H96V6L94 5V4H92V5H94L93 7H91V2L90 3H87V4H85V7H84V5L83 6H81V9H79V10H73L72 11V9H70V14H69V17H71L70 19H69V17H68V26H67V32L68 31H70V32H68V36L70 35V37L69 38H71L73 35H72V33H76L75 35H78L79 37H81L83 40H84V37H85V35H86V37L89 35V36H91V34H92V32L94 31V33L93 34H95V33H97L96 34V36L98 37V34H99V37L100 38H97L96 36V38H95V40L93 39L92 40V38L94 37V35H92L91 37H87V41H89V42H87L86 41V37H85V42H87L86 43V49H88L89 47H91V48H89V50L90 49H93V50H95V51H98V53L100 54V56H99V54H97V57H96V54L94 55V53H97V52H93L92 53V51L93 50H91V53H90V51L89 50H87L86 51V54H85V56L86 57H89L90 59H88V58H86V59H84V65L87 63L88 65L91 63V62H93L94 60L96 61V60H98L99 62H100V64L102 65V67H101V65H98L97 66V64H99V63H95V62H93V63H91L90 64V66H87V64H86V67H85V76H84V80H86L85 81V83L87 82V80H90L91 79V81L90 82H92V83H90L89 81V83L87 82L86 84L87 85H89V86H91L92 88L90 89V87L89 86H85L86 88V90H84V93L82 94V96H81V98H80V103H79V107H81L80 108V113H79V122L81 123V125H79V129L81 128V130L83 131V132H85V133H83L81 130H80V132H82L80 135H83V136H79V138H78V140H77V148H79L77 151H78V153L76 154V156L75 157H73V159H72V163H71V171H72V174H74V176H76V177H74L73 176V181L75 180V178L77 179L75 182H73L74 183V186H73V188H72V190L74 191V193H72V190L70 191L71 193H70V199H69V202H68V212L69 213H67V217H68V219L65 217V222H67L66 224H65V227L62 229L61 228V226H59V227H57V231H58V233L60 234L61 233V235H59V236H61L60 237V240L58 239V241H57V244H56V248H55V254L57 255V253H58V257L55 255L54 256V260H51L52 262L53 261H55L54 262V264H138L139 262V264H142V262H143V264H157V261H159L158 263H160V260H161V258H162V255L163 254H165V253H167V254H165V257L167 256L168 258H169V249L168 250H165V252H164V247L162 246L163 244L162 243H164V241H165V238L167 237V233H169V232H172L173 230H172V228L173 229H175V226H176V224H174L175 222H176V214L175 213H177L175 210H177V207H178V205H182V203H187L186 204V206L188 207V208H186L185 207V203L183 204V209L187 212V213H189V215L187 214V215H185L186 217L187 216H190V209H191V207H192V205H189L190 204V202H192V203H194V200H195V202H198V200H199V198L201 199L203 196H205V198H202L201 200H202V205L204 206H202V210H204V211H206V213H205V215H204V211H202V214L203 215H201V220H200V222H201V226L202 227H200L201 229H199V227L198 226H196V224L195 223H192V225L194 224V227H192L191 226V224L189 225V222H191V221H187V220H190L191 219V217H187V218H190V219H187L186 221H187V223L185 222L184 224H182L183 225V228L180 226V229L177 231V234H176V240L175 241H177L179 238V240L176 242V246L177 247H182V248H175L174 247V251H177V253H179V254H177L176 252V254L175 253H172V254H174V255H172L171 256V254H170V256H171V259L170 260H173V261H177V260H180L181 259V261H184L185 263L184 264H187V260L189 261V259H190V261L189 262H191V264H193V262H194V264H209L210 263V261L212 260L211 259V257L210 256H212V253L214 252L213 250H215V247L217 246L218 247V249L219 248H222V250H224V242L225 241H227V239H226V237H228V238H230V240L229 241H227L228 242V245L231 243V242H233L234 240H235V243H237L238 244V242H240V240H241V244L243 245V243L245 244V245H241L240 243V248H238V246H237V244H236V252L234 251V249H233V244H234V242L232 243V249L231 248H229L228 247V249L230 250V251H228L227 252V255L228 254H233L231 251H233L234 253H236V254H233V255H231L230 254V256L232 257V256H234L235 258V263L234 264H236V260H237V258H238V255H239V257H240V260L241 261H243L244 260V257H245V254L246 253H248V255H247V258H246V261H244V264H264V249H263V242H264V230L259 226V224L258 223H256V222H250V220L248 219V221L250 222V224L251 225H249V223H248V221H246L245 222V224H244V226H243V228L242 229H240L239 231H240V234H242V235H240L239 234V232H237L238 234L236 235L235 234V231H238V226H240L239 224V218H237L236 216H237V214H239V213H237V211H239L240 209L242 210V207H241V203H242V200H245V197H246V195H247V193H245V192H247V190H246V188H245V186H243L242 185V182H238V180L236 181V179H237V176H233L232 178L229 176V174H228V177H227V174H224L222 171H223V168H225V167H223V165H222V168H221V166H220V163L217 161V160H210V161H208V160H204V161H201V162H199V159L200 158H198V157H195L194 159H193V156H192V153H190V154H185L184 153V155L186 156V155H190L189 157H187L186 156V158L183 156V151H181V150H179L180 148H178L177 149V144H178V142H177V139L176 138H179L178 136L180 135V132H179V120L181 119V113L179 114V108H177L178 106H175V107H172L170 110L171 111H169L168 113H164V109H162L163 108V106L165 105L164 104V102L165 103H167V101H168V98H167V96H168V92H169V89H168V86H167V84H165L164 82H162L163 81V79H162V75L161 74H159V71H160V69H158L159 68V65L157 64L158 62H157V60L156 59H148V61H147V59L146 60H144L143 58L141 59V58H139L138 59V61H139V63H138V65H136L135 67H136V69L138 70H136L135 69V71H134V74L132 75L131 74V71H132V66H131V62L135 59V57H133V56H135V53H134V50L136 49V36L137 35H140V34H144V33H149L150 32V30H151V28H152V23L150 22V20L146 17V16H143V15H141L138 11H136L137 9L136 8H134V3L131 1V0H115V3H112V4H110L109 2H108V0L106 1V0H103V3H102V0H99V1H97ZM121 2V3H120ZM14 3H16L15 5H13ZM28 3V4H27ZM45 5H44V4ZM46 3H53L52 4V6H54V8H50V5L51 4H46ZM76 3V4H75ZM102 5H101V4ZM124 3V4H123ZM126 3V4H125ZM2 4V5H1ZM5 4H6V8H4L5 7ZM10 4V5H9ZM27 4V5H26ZM106 4H107V6H106ZM108 4H110L111 6H113V7H111L110 6V8H109V5ZM4 5V6H3ZM12 5V6H11ZM19 5V6H18ZM42 5V6H41ZM48 6V8H50L49 9V11H48V8H46L45 6ZM73 5V6H72ZM74 5H75V7L76 8H74ZM87 5V6H86ZM101 5V6H100ZM105 6V8H104V6ZM121 7H120V6ZM125 5H127V7H125ZM132 5V6H131ZM22 6V7H21ZM27 6V7H26ZM69 6V8H71ZM89 6V7H88ZM131 6V7H130ZM10 7V8H9ZM87 7V8H86ZM91 7V8H90ZM117 7H118V9H117ZM130 7V8H129ZM13 10H12V9ZM17 8V9H16ZM25 9V10H23V9ZM26 8H27V10H26ZM43 9V13H42V9ZM94 8H96L97 10H94ZM108 8V9H107ZM126 8V9H125ZM134 8V9H133ZM3 9H8L7 11L6 10H4V11H6L5 13H4V11H3ZM53 9H54V11L55 12H57V13H55L54 11H53ZM123 9V10H122ZM129 13V10H130V15L128 14L124 19H122V20H120V19H118V18H120V17H118V16H120V15H118L119 13L118 12H121V10L122 11H125V10ZM128 9V10H127ZM15 10H17V12L15 11ZM28 10H29V12H28ZM35 10V11H34ZM91 10H93V12L96 14H94ZM103 10H105V11H103ZM119 10V11H118ZM10 11V12H9ZM19 11H21V12H23L22 14H19V13H21V12H19ZM27 12V14H26V12ZM40 11V12H39ZM78 12L79 13V15L77 14V13H75V12ZM84 11V12H83ZM92 12V13H90V14H87V13H89V12ZM99 11V12H98ZM117 11V12H116ZM135 11V12H134ZM13 12H14V14H13ZM19 12V13H18ZM25 12V13H24ZM31 12V13H30ZM34 12H35V15H31V14H34ZM37 12V13H36ZM49 12H51L52 14H50ZM83 14H81V13ZM87 12V13H86ZM107 12V13H106ZM133 12V13H132ZM7 13H8V15L10 16V14H11V16L9 17L8 15H7ZM16 13V14H15ZM85 13V14H84ZM106 15H105V14ZM111 13V14H110ZM116 13V16L115 15H113V14H115ZM136 13V14H135ZM4 14V15H3ZM24 14H26L24 17L26 18H28V19H26V21H25V18H24V22H25V26H24V30L25 31H22V33L19 31V28H17L16 27V24H15V18L16 17H18V15L19 16H23ZM28 14H30V15H28ZM41 14H43L44 16L46 15V17H43V15H41ZM71 14H73V15H71ZM76 14V15H75ZM82 15V18H80L81 17V15ZM93 14V15H92ZM98 14V15H97ZM100 14V15H99ZM108 14H110V15H108ZM6 15V16H5ZM15 15V16H14ZM84 15H87L88 17H86V16H84ZM108 15V16H107ZM5 16V17H4ZM12 16H14V17H12ZM21 16V17H22ZM50 16V17H49ZM54 16V17H53ZM57 18H56V17ZM76 18V19H73L74 17ZM79 16V17H78ZM91 16V17H90ZM94 16V17H93ZM95 16H99L98 17V20H97V22H96V19H97V17H95ZM111 18H110V17ZM114 16V17H113ZM138 16V17H137ZM12 17V18H11ZM32 17H33V19H35L33 22H31V20H32ZM38 17V18H37ZM77 17L78 18H80V19H77ZM84 17H86V18H88V19H91V20H88V19H86V18H84ZM109 17V18H108ZM136 17V18H135ZM143 17L145 18V19H143ZM6 18V19H5ZM14 18V19H13ZM41 18H43V19H41ZM48 19V21H47V19ZM86 19L85 21H83L84 19ZM96 18V19H95ZM104 18H106V19H104ZM108 18V19H107ZM115 18H117L116 20H115ZM127 18V19H126ZM129 18H130V20H129ZM134 18V19H133ZM148 20H147V19ZM4 19V20H3ZM29 19H31V20H29ZM38 19V20H37ZM40 19H41V21H40ZM46 19V20H45ZM106 20V21H101V20ZM112 19V20H111ZM136 19H137V21H136ZM1 20H3V21H1ZM7 20H9L10 22H11V24H10V22L9 21H7ZM12 20H14V21H12ZM42 20L44 21V23L46 22L47 24H44L43 25V22H42ZM49 20H51V21H49ZM76 20V21H75ZM79 20H81V22H83L86 26L89 24H91V21H93L94 20V22L92 23V27H90V26H85L83 23H81L82 24V26H80V29L83 27V29L84 30H77V27H75L76 26V24L78 23V21ZM100 20V21H99ZM118 20L120 21V22H118ZM123 20H124V22H123ZM4 21H5V23H4ZM28 21H30V22H28ZM40 21V22H39ZM70 21V22H69ZM112 21H117L116 22V24H115V22H114V24L115 25H113L112 23ZM128 21V22H127ZM135 21V22H134ZM145 21H148V22H146L145 23ZM28 22V23H27ZM39 24H38V23ZM77 22V23H76ZM97 24H96V23ZM100 22H102V23H100ZM110 22H111V24L112 25H110ZM122 22H123V24H122ZM125 22H127V23H125ZM144 22V23H143ZM35 23V25H33ZM42 23V24H41ZM51 23V24H50ZM53 23H54V25H55V27L54 26H52L53 25ZM74 23V24H73ZM99 27H97L95 24ZM107 23L109 24V26H112V27H110V29H109V27L107 26ZM117 23H119L118 25H120L121 27H122V29H121V27H119L118 25H117ZM129 23V24H128ZM130 23H131V26H130ZM142 23V24H141ZM2 24V23H1ZM14 24H15V28H16V31H13V29L15 30V28H14ZM31 24V25H30ZM38 24V25H37ZM80 24V25H81ZM122 24V25H121ZM127 24V25H126ZM135 26H134V25ZM27 25V26H26ZM40 25V26H39ZM43 25V26H42ZM48 27H47V26ZM129 25V26H128ZM144 25L146 26V27H148V28H146V27H144ZM7 26V27H6ZM29 26H31V27H29ZM33 26V27H32ZM47 27L46 29H44V27ZM49 26H50V28H49ZM57 26V27H56ZM113 26H115L114 27V29H118V30H120L121 32H119L118 30H114L113 29ZM116 26L118 27V28H116ZM142 26V27H141ZM6 27V28H5ZM12 27V28H11ZM43 27V28H42ZM84 27H86V28H84ZM126 28V29H123V28ZM128 27H132V29H129ZM136 27V28H135ZM8 28V30L10 29V31H8V30H6L5 31V29H7ZM38 29V31H37V29ZM40 28V29H39ZM52 28V29H51ZM56 30H55V29ZM69 28H71L70 30H69ZM73 28V29H72ZM87 28H88V30H89V28H90V32L87 30ZM95 28V29H94ZM145 28V29H144ZM29 29V30H28ZM42 29V30H41ZM44 29V30H43ZM97 29V30H96ZM100 29V30H99ZM112 29H113V32L114 33H112ZM130 31H129V30ZM150 29V30H149ZM34 30V31H33ZM77 30V32H75ZM85 30H87V33L85 32ZM95 30H96V32H95ZM107 30H109V31H107ZM123 30H125V32L123 31ZM141 32H140V31ZM142 30H144V31H142ZM149 30V31H148ZM28 31V32H27ZM37 31V32H36ZM42 31H44V32H42ZM51 31V32H50ZM53 31V32H52ZM73 31V32H72ZM84 31V32H83ZM97 31H99V32H97ZM127 31V32H126ZM132 31V32H131ZM148 31V32H147ZM7 32V33H6ZM8 32H10V33H8ZM21 34H20V33ZM29 32H31V33H29ZM41 32L44 34H41ZM72 32V33H71ZM81 32V33H80ZM103 32V33H102ZM105 32V33H104ZM115 32H117V33H115ZM129 32V33H128ZM131 32V33H130ZM139 32V33H138ZM5 34V36H4V34ZM15 33V34H14ZM18 33V34H17ZM25 33V34H24ZM29 33V34H28ZM33 33H35L36 35H34ZM45 33H47V34H45ZM70 33V34H69ZM83 33V34H82ZM84 33H85V35H84ZM102 33V34H101ZM119 33H121V34H119ZM122 33H124V34H122ZM136 33H138V34H136ZM53 34V35H52ZM101 34V35H100ZM114 34V35H113ZM115 34H117L116 36H118V34H119V36H118V38H116L115 37ZM130 34V35H129ZM12 35H14V37H15V39H14V37L12 36ZM24 35V36H23ZM28 35V36H27ZM29 35H31L32 36V38H31V36H29ZM38 35H40V37L42 38H38L37 36ZM51 35V36H50ZM104 37H103V36ZM122 35H124V37L122 36ZM6 36H7V38H6ZM17 36H20V37H18L17 38ZM34 36V37H33ZM47 36V37H46ZM84 36V37H83ZM103 38H102V37ZM108 36V37H107ZM110 36H111V38H110ZM3 37V38H2ZM50 37H53V38H50ZM119 37H121L120 39H119ZM131 37V38H130ZM135 37V38H134ZM28 38V39H27ZM33 38H35V39H33ZM91 38V39H90ZM106 38V39H105ZM133 38V39H132ZM13 39H14V41H13ZM20 39H21V42H20ZM43 39L45 40L44 42H43ZM46 39H47V41H46ZM90 39V40H89ZM96 39H98V40H96ZM115 39L117 40L116 42H111V41H115ZM5 40V41H4ZM28 40V41H27ZM50 40V41H49ZM101 41V43L103 44V43H105V44H100L98 41ZM102 40H103V42H102ZM111 40V41H110ZM130 41L131 40V44L128 42V43H125V42H127V41ZM25 41V43L26 44H24L23 42ZM27 41V42H26ZM37 41H40V42H37ZM53 41V42H52ZM97 41V42H96ZM107 41V42H106ZM124 43H122V42ZM125 41V42H124ZM134 41V42H133ZM15 42H17L16 44H19V45H16V44H14ZM98 43V44H96L95 45V43ZM118 42V43H117ZM9 43H11L12 45H10ZM23 43V44H22ZM27 43H31V44H27ZM44 43V44H43ZM46 43V44H45ZM91 45H90V44ZM94 43V45L92 46V44ZM107 43H111L110 45L109 44H107ZM122 45H121V44ZM88 44H89V47H88ZM100 44V45H99ZM126 44H128V45H126ZM138 44V43H137ZM9 45L10 46H12L11 48L9 47ZM24 45V46H23ZM25 45H27V46H25ZM45 47H44V46ZM47 45H51L50 46V48H49V46H47ZM99 47H98V46ZM101 45H102V47H103V50L102 49H98V48H100L101 47ZM113 45V46H112ZM115 45V46H114ZM117 45H119L118 47L120 48V49H118V47H117ZM127 47H126V46ZM33 46H35L34 48H33ZM49 48H47V47ZM96 46V47H95ZM130 46V47H129ZM132 46V47H131ZM25 47H26V49H25ZM37 47V48H36ZM41 47V48H40ZM94 47V48H93ZM98 47V48H97ZM101 47V48H102ZM108 47V48H107ZM114 48L115 50V53L113 54V50H111V48ZM131 48V49H129V48ZM150 47V46H149ZM45 48V49H44ZM105 48H107L108 50H106ZM112 48V49H113ZM124 49V51H123V49ZM128 50H127V49ZM147 49L148 48V46H146V47H144V49ZM34 49H36V52H37V54H36V52L35 51H33ZM41 49H43L42 51H39V50H41ZM97 49V50H96ZM110 49V50H109ZM145 49V50H146ZM24 50V51H23ZM32 50V51H31ZM121 51V54H120V52H118V51ZM127 50V51H126ZM32 52V53H30V54H28L29 52ZM107 51V52H106ZM40 52V53H39ZM44 52V53H43ZM49 54H48V53ZM105 52V53H104ZM109 52H112V53H109ZM123 52H125L124 54H123ZM127 52V53H126ZM25 53V55H22V54H24ZM47 53V54H46ZM107 53V54H106ZM27 54V55H26ZM44 55V57H43V55ZM89 54H93L92 56H94V57H92V56H90ZM128 54V55H127ZM29 55H30V57H29ZM42 55V56H41ZM45 55H47V56H45ZM108 55V56H107ZM113 55H114V59H113ZM121 55H125V56H121ZM24 56V57H23ZM32 56H33V58H32ZM105 56H107V57H105ZM118 56H120V57H118ZM127 56L129 57V59L127 60L126 58H127ZM98 57H102V61H100V59L101 58H98ZM110 57V58H109ZM118 57V58H117ZM16 58V57H15ZM32 58V59H31ZM40 59V61H39V59ZM42 58V59H41ZM46 58H47V60H46ZM92 58L94 59V60H92ZM97 58V59H96ZM103 58H105V59H107V61L105 60V59H103ZM118 60H117V59ZM134 58V59H133ZM23 59V60H22ZM30 61H29V60ZM33 59H34V61H35V63H33L34 61H33ZM119 59H120V61H119ZM121 59H122V61H123V59H124V61H125V59L127 60V61H123V63H124V65L122 64V62H121ZM38 60V61H37ZM89 60H91V62L89 61ZM112 60V61H111ZM113 60H115V61H118V62H120L119 64H118V62L116 63L115 61H113ZM129 60H130V63H127V62H129ZM150 60H151V62H150ZM153 60H154V62H153ZM31 64V67H30V64L28 63V62ZM33 61V62H32ZM86 61H88V62H86ZM98 61H96V62H98ZM109 61V62H108ZM22 62V63H21ZM24 62V63H23ZM41 62H42V65H44V66H42L41 65ZM102 62V63H101ZM104 62H106V65H105V63ZM114 62L117 64V65H115L114 64ZM155 62H157V63H155ZM104 63V64H103ZM115 66L113 69H110V68H112L113 67V65ZM127 63V67L126 68H128L129 70H125L124 72H127V73H129V74H131V79L133 78V79H135V81L137 80V78H138V80L139 79H142L141 77L142 76H144V74H145V76H144V78H145V80L144 81H142V80H139V82H138V80L135 82L133 79H132V83H135V84H138V85H133L132 83H131V79H130V77H128V75L129 74H126V73H122V71L124 70V69H126L125 68V64ZM143 63H148L149 64V66L151 67V68H149V69H147L149 66H148V64H146V66H145V64L143 65ZM150 63H152V64H150ZM155 65H154V64ZM26 64V65H25ZM32 64H33V66H32ZM92 64H93V67H91L92 66ZM108 64V65H107ZM139 64H141L140 65V67H139ZM37 65V66H36ZM110 65V66H109ZM156 65H157V67H156ZM21 66V69H18L19 67ZM23 66H27V68H23ZM97 68H95V67ZM100 66V67H99ZM108 66V67H107ZM112 66V67H111ZM118 67V69H119V71H118V69H117V67ZM122 66V67H121ZM124 66V67H123ZM138 66V67H137ZM142 66L144 67V68H142ZM153 66V67H152ZM37 67H38V69H37ZM104 67V68H103ZM120 67V68H119ZM130 67H131V69H130ZM23 68V69H22ZM39 68L42 70H39ZM142 70H141V69ZM155 68H157V71H156V69ZM30 69V70H29ZM87 69H90V70H87ZM92 69L94 70V72L92 71ZM102 69V70H101ZM108 69H110V71L108 70ZM122 69V70H121ZM155 70V71H153V70ZM19 70V71H18ZM22 70V71H21ZM31 70H33V71H31ZM73 70V69H72ZM98 70H100V71H98ZM108 70V72H109V74H108V72H106ZM111 70H113V71H111ZM148 70L149 71H153V72H148ZM20 71H21V73H20ZM28 71H30L29 73H28ZM43 72V73H41V72ZM70 71H71V69L70 70H68V72H69V77H72V75H73V71H71V73H70ZM86 71H88V73L86 72ZM116 71V72H115ZM121 71V73H119ZM140 71H143V72H145L144 74H138V72H140ZM18 72V73H17ZM22 72H24V74L22 73ZM95 72H96V74H95ZM100 72V73H99ZM102 72V73H101ZM142 72V73H143ZM20 73V74H19ZM29 74V76H28V74ZM31 73V74H30ZM33 73H36V74H33ZM93 73H94V75H93ZM99 75H98V74ZM107 73V74H106ZM111 73V74H110ZM141 73V72H140ZM148 73V74H147ZM150 73V74H149ZM153 73V74H152ZM159 75H158V74ZM26 74V75H25ZM88 74V75H87ZM100 74H101V76H100ZM104 74H106L105 76H103ZM120 74V75H119ZM18 75H20V76H18ZM22 75V76H21ZM31 75V76H30ZM38 75V76H37ZM97 75V76H96ZM109 75V76H108ZM110 75H112L111 77H110ZM122 75V76H121ZM135 75H136V77H135ZM137 75H139V76H137ZM149 75V76H148ZM155 75V76H154ZM90 76V77H89ZM123 76H124V78L126 79V81H125V79L123 78ZM130 76V75H129ZM141 76V77H140ZM159 76H161V78L159 77ZM20 77V78H19ZM25 77L27 78V79H25ZM89 77V78H88ZM98 77V78H97ZM103 77V78H102ZM114 77H116L115 79H114ZM120 77V78H119ZM147 77H148V79H147ZM154 77H156V79L154 78ZM23 78V79H22ZM29 78H33V81L34 82H36V83H33V86H30L29 84H28V82H27V80H31V79H29ZM35 78H37L36 80H35ZM39 78V79H38ZM87 78V79H86ZM111 78V79H110ZM154 78V79H153ZM159 78V79H158ZM97 79H100L101 81H99V80H97ZM107 79H109V80H107ZM122 80V86H121V81H119V80ZM149 80L150 79V81H148L147 82V80ZM162 79V80H161ZM71 80V79H70ZM95 81V84H94V82L93 81ZM116 80V81H115ZM159 80V81H158ZM106 81H110V83H111V85H110V83H105ZM115 81V82H114ZM127 81H128V83H127ZM140 81H142V83L140 82ZM153 81V82H152ZM156 81V82H155ZM157 81L162 85V87H160L159 88V86H158V88H157ZM99 82V83H98ZM102 84H101V83ZM123 82H125V83H123ZM143 82H144V85L146 84L147 86H145L144 88H143ZM146 82V83H145ZM149 82H151V86H150V83ZM155 82V84L156 85H154L153 84V86H152V83H154ZM28 84V86H27V84ZM104 83H105V85H107L105 88L107 89H105L104 88ZM140 83V84H139ZM25 84H26V86H25ZM92 84H94L93 86H92ZM98 84H100L101 86H99ZM130 84H132V85H130ZM165 86H167L166 88L164 87V85ZM22 85V86H21ZM108 85H109V87H108ZM114 85V86H113ZM125 85V86H124ZM129 87H128V86ZM21 86V87H20ZM112 86V87H111ZM132 88H131V87ZM135 86V87H134ZM142 86V88H140ZM149 86V87H148ZM156 86V87H155ZM24 87V88H23ZM36 87H38V89H36ZM88 87V88H87ZM103 87V88H102ZM122 87L124 88V89H122ZM133 87H134V89H133ZM138 87V89H143V91H139L138 89H136ZM154 90H152L151 88ZM21 90H20V89ZM26 88V89H25ZM32 88L34 89V90H32ZM114 88H115V90H114ZM129 88H131V89H133V90H131L130 91V89ZM150 88V89H149ZM157 88V89H156ZM161 88H162V91H161ZM164 88L165 89H167V90H164ZM100 89H101V91H100ZM111 89H112V91H111ZM118 89V90H117ZM125 89H128V90H125ZM148 91V93H150L151 92V90H152V92L150 93V95H147L148 93H146V91ZM20 90V91H19ZM24 90V91H23ZM87 90H91V91H87ZM113 90H114V92H113ZM136 90H137V93H136ZM150 90V91H149ZM165 92H164V91ZM109 91V92H108ZM122 91V92H121ZM130 91V92H129ZM133 91V92H132ZM145 91V92H144ZM25 92V93H24ZM27 92V93H26ZM29 92V93H28ZM70 92V91H69ZM107 92V93H106ZM119 92H120V94H121V96H119L120 94H119ZM129 92V93H128ZM132 92V93H131ZM135 92V93H134ZM141 92L144 94H142V95H140L141 94ZM156 92V93H155ZM163 92H164V95H163ZM36 93H37V95H36ZM123 93H125L124 95H123ZM146 93V94H145ZM20 94V95H19ZM30 94H31V97H30ZM112 94V96H113V94H114V96L113 97H111L110 95ZM127 94V95H126ZM130 94V95H129ZM137 94V95H136ZM23 95V96H22ZM29 95V96H28ZM85 95V96H84ZM87 95H88V97H87ZM109 95V96H108ZM132 95V96H131ZM157 95H159V96H157ZM167 95V96H166ZM27 96V97H26ZM35 96H37V98L35 97ZM84 96V97H83ZM119 97V99L121 100L120 101V103L118 104V101H119V99H118V97ZM127 96H128V98H129V102L127 101H123V100H127L128 98H127ZM133 96H135V97H133ZM137 96V97H136ZM164 96V97H163ZM166 96V97H165ZM22 97V98H21ZM24 97V98H23ZM88 99H87V98ZM107 97V98H106ZM122 97H124V98H122ZM127 99H126V98ZM28 100H27V99ZM36 100H35V99ZM110 100H109V99ZM155 98L159 101V102H161V100H162V102H161V104H159V102H157V100H155ZM163 98V99H162ZM165 98H166V100H165ZM19 99V100H18ZM34 101H33V100ZM85 99V100H84ZM97 99V100H96ZM106 99H107V103H106ZM113 99V100H112ZM123 99V100H122ZM21 100H22V102H21ZM84 100L85 102L83 103L82 101ZM117 100V101H116ZM139 100V101H138ZM165 100V101H164ZM25 101H28L27 103L25 102ZM88 101V102H87ZM91 101V102H90ZM99 101L101 102V106L103 107V108H101L100 107V103H99ZM111 101V103L109 104V102ZM113 101V102H112ZM131 101H132V104H131ZM154 101V103H152ZM31 102H34V103H31ZM81 102L83 103V105L81 104ZM93 102V103H92ZM123 102V103H122ZM125 102V103H124ZM135 102H136V105H135ZM139 102V103H138ZM152 104H151V103ZM19 103V104H18ZM89 103V104H88ZM91 103H92V106L94 107H92V106H90L91 105ZM94 103H96V104H94ZM105 104V107H104V104ZM115 103V104H114ZM122 103V104H121ZM129 103V104H128ZM133 103H134V105H133ZM138 103V104H137ZM149 103V105L147 106V104ZM76 104V103H75ZM82 106H81V105ZM94 104V105H93ZM99 106H98V105ZM103 104V105H102ZM112 104V105H111ZM128 104V105H127ZM144 104V105H143ZM151 104V105H150ZM19 105H20V107H19ZM22 105V106H21ZM24 105H26L25 107H24ZM98 107H97V106ZM116 107H115V106ZM117 105H119V107H117ZM122 105V106H121ZM130 105V106H129ZM18 106V107H17ZM28 106V107H27ZM77 106H78V102H77V105H75V107L77 108ZM96 106V107H95ZM113 106V107H112ZM151 106V107H150ZM159 106V107H158ZM23 107V108H22ZM86 109H85V108ZM123 107V108H122ZM146 107H148V108H146ZM152 107H154V108H152ZM161 107V108H160ZM18 108H19V110H18ZM21 108V109H20ZM97 108V109H96ZM100 110H99V109ZM122 108V109H121ZM161 109V110H159V109ZM121 109V110H120ZM128 109H129V111H128ZM149 109V110H148ZM154 109H156V111L153 110ZM19 112H18V111ZM111 110H113V112L111 111ZM176 110V111H175ZM178 110V111H177ZM17 111V112H16ZM123 111H126V112H123ZM146 112V114H145V112ZM148 111V112H147ZM150 111V112H149ZM152 111H153V113H152ZM131 112V113H130ZM134 112V113H133ZM144 112V113H143ZM158 112V114H156ZM82 113H83V115H82ZM86 114V116L85 117H83L85 114ZM107 113V114H106ZM109 113V114H108ZM111 113H113V114H111ZM121 113V114H120ZM126 113V115H125V117L124 116H122V115H124ZM151 113H152V115H151ZM159 113H161V114H159ZM88 114H91L92 116H93V118H92V116L90 117ZM95 114V115H94ZM97 114V115H96ZM111 114V115H110ZM120 114V115H119ZM128 114H130V115H128ZM134 114V115H133ZM149 114V115H148ZM157 116H156V115ZM165 114H167L166 115V117L164 116ZM98 115H99V117H98ZM100 115H102V116H100ZM114 115V116H113ZM118 115V116H117ZM88 116V117H87ZM104 116V117H103ZM127 116V117H126ZM129 116V117H128ZM15 117V116H14ZM102 117H103V119H102ZM113 117V118H112ZM120 117V120H118V118ZM61 117H58L57 119H56V121L55 122H53V126H52V129H53V131L55 132V130H60V129H62V127L65 125V123H64V121L62 120V118L60 119ZM87 118V120L90 118V120H88V121H91L92 119V121L90 122L91 124H89V122L86 120H84L83 122H81L83 119H86ZM107 118V119H106ZM109 118V119H108ZM130 118V119H129ZM137 118H139V121H138V119ZM168 118V119H167ZM170 118V119H169ZM177 118V119H176ZM96 119V120H95ZM105 119V120H104ZM114 119V120H113ZM121 119H124V120H121ZM128 119V120H127ZM137 121H136V120ZM175 119V120H174ZM60 120V121H59ZM97 121V120H99V122H98V124H101V125H98L97 124V122H95V121ZM108 120H110V121H112V122H108ZM140 120H142V121H140ZM158 120V121H157ZM163 120V123H161V124H158L157 125V123L159 122H161ZM166 120V121H165ZM170 120V121H169ZM177 120V121H176ZM63 121V122H62ZM103 121V122H102ZM106 121V122H105ZM137 123H139L140 124V126H139V124L137 125L136 124V122ZM56 122H57V124H56ZM63 123V124H60V123ZM85 122V123H84ZM87 122H88V124H87ZM134 123V125H133V123ZM142 122V123H141ZM149 122V124H147ZM154 122V123H153ZM155 122H157V123H155ZM170 122H172V123H170ZM59 123V124H58ZM83 123H84V125H83ZM95 123V124H94ZM116 123V124H115ZM129 123V124H128ZM146 123V124H145ZM153 123V124H152ZM169 123V124H168ZM176 123V124H175ZM44 124V125H43ZM56 124V125H55ZM151 124V125H150ZM163 124V125H162ZM166 124V125H165ZM38 125H40V126H38V129L37 130H39L38 131V133L37 134H39V135H37L38 136V138L39 137H41L40 139H38V141H41L47 134H45L46 132H47V125L44 123V122H41V123H39ZM85 125H87V126H85ZM92 125H94V126H91ZM95 125L97 126V127H102V129L100 128V129H98L97 127H95ZM128 125V126H127ZM131 125V126H130ZM136 125H137V127H136ZM146 125V126H145ZM149 125H150V127H149ZM167 125H168V128L172 131H168L169 129L167 128ZM169 125H171L172 127H174V125L176 126L175 128H172L171 126H169ZM30 126H29V128H30ZM42 126H43V129H42ZM46 126V127H45ZM56 126H58L57 128H55ZM82 126V127H81ZM90 126V127H89ZM103 126L105 127V130H106V132H108L107 134H108V136H107V134H106V132L104 131V128H103ZM107 126V127H106ZM161 126H163V127H161ZM41 127V128H40ZM91 130H89L88 128ZM128 127V128H127ZM133 127V128H132ZM140 127V128H139ZM143 127V128H142ZM144 127H145V129H144ZM148 127H149V129H148ZM165 127V128H164ZM31 128H32V126H31ZM30 128V129H31ZM37 127H35V129H36ZM97 128V129H96ZM134 128H136V130L134 129ZM143 129V130H145V131H140V129ZM147 128V129H146ZM160 128H163V129H160ZM178 128V129H177ZM45 129V130H44ZM87 129V130H86ZM94 129V130H93ZM107 129L109 130V131H107ZM112 131H114V132H111V130ZM156 129H158V130H161V131H158L157 132V130ZM173 129V130H172ZM176 129V130H175ZM36 130V131H37ZM43 132H42V131ZM89 130V131H88ZM101 130V131H100ZM102 130L104 131V132H102ZM135 130V131H134ZM146 130H148L147 132L148 133H146ZM151 130H153L154 131V133H153V131H151ZM46 131V132H45ZM133 133H132V132ZM163 131H164V133H163ZM166 131V132H165ZM174 131H176L177 133H175L174 134ZM135 132V133H134ZM139 133L138 134V136H137V133ZM142 132H144V134L142 133ZM48 133V132H47ZM114 133V134H113ZM116 133V134H115ZM150 133V134H149ZM153 135H152V134ZM172 135H171V134ZM42 134V135H41ZM86 134H89L88 136H85L84 137V135H86ZM112 134V135H111ZM142 134V135H141ZM148 134H149V137H148ZM156 136H155V135ZM94 135H96L95 137H94ZM97 135H98V137H97ZM100 135H101V138H104L105 140H106V142H105V140L104 139H101L100 138ZM104 137H103V136ZM135 135V136H134ZM159 135H161V136H159ZM171 135V136H170ZM94 138H96V139H98V138H100V139H98L99 141H98V143H100V145L99 146H96L97 144H94V141L96 140V139H93V137ZM107 136V137H106ZM110 136V137H109ZM114 136V137H113ZM137 136V137H136ZM174 136L176 137L175 139H174ZM90 137V138H89ZM132 137H134L133 139H132ZM141 137H142V139H141ZM144 137V138H143ZM148 137V138H147ZM153 137H156V138H153ZM161 137H162V139H161ZM166 137H167V139H166ZM171 137V138H170ZM173 137V138H172ZM118 140V142H117V140ZM135 138H137L136 140H135ZM160 138V139H159ZM169 138V139H168ZM85 139V140H84ZM89 139H91V142H92V145L91 144H89V143H91V142H89L90 140ZM93 139V140H92ZM109 139H111L110 141H109ZM112 139H114V140H112ZM145 139V140H144ZM173 139H174V145H173V143H172V141H173ZM88 140V142H86ZM140 140H142L143 141V144H142V141H140ZM158 140H162L161 141V143L158 141ZM165 140V141H164ZM166 140H168V141H166ZM170 140H171V143H170ZM175 140H176V142H175ZM105 143H103V142ZM134 141L136 142V144L138 145V146H135L136 144L134 143ZM156 141V143H154ZM83 144H82V143ZM117 142V143H116ZM133 142V143H132ZM167 142H169V144H171L173 147H171ZM103 143V144H102ZM110 143L111 144H113L114 143V146L116 147H113V145H110ZM127 143H128V145H127ZM160 143V147H159V144ZM163 143H165V145H166V149L163 147V146H165V145H163ZM94 144V145H93ZM130 144V145H129ZM135 144V145H134ZM149 146H148V145ZM175 144H176V146H175ZM87 145V146H86ZM89 145V146H88ZM103 146V148H102V146ZM116 145H118V146H116ZM132 145L133 146H135V147H138L137 149L135 148V147H132ZM143 145V146H142ZM156 145H158V147L156 146ZM86 146V147H85ZM101 146V147H100ZM107 146H108V148H107ZM127 146H129V147H127ZM141 148H140V147ZM80 147H83L82 149L80 148ZM97 147H99V149L97 148ZM111 147H112V149H113V151L116 149L117 150V147H121L122 149H123V151H121L119 148H118V150H119V152H116V150L113 152L112 151V149H111ZM126 147V148H125ZM151 147V148H150ZM158 148V150H157V148ZM163 147V148H162ZM175 147V149H173ZM178 147H180V146H178ZM103 150H102V149ZM115 148V149H114ZM125 148V149H124ZM130 148V149H129ZM132 148H135V150L134 149H132ZM140 148V149H139ZM143 148V149H142ZM171 148H172V151L171 152H173V153H171L170 152V150H171ZM98 149V150H97ZM105 149H106V152L107 153H104L105 152ZM159 149H161L160 151H161V153H160V151H159ZM163 149V150H162ZM205 149V148H204ZM102 150V152H100ZM132 150H133V152L135 151V153L133 154V157H131L132 156ZM137 150V151H136ZM169 150V151H168ZM177 150V151H176ZM179 150V151H178ZM199 150V149H198ZM110 151V152H109ZM124 151H126V153L124 152ZM131 151V152H130ZM139 151V152H138ZM147 151V152H146ZM181 151V152H180ZM204 151H206L205 152V155L206 154H208L209 153V151L207 150V147H206V149L204 150ZM87 153V154H84V153ZM130 152V153H129ZM137 152H138V154H140V155H138L137 154ZM168 152V153H167ZM180 152V153H179ZM79 153H80V156H81V158L80 157H77V156H79ZM84 155H83V154ZM109 153H111V155L109 154ZM116 153H118V154H116ZM122 153V154H121ZM128 153V154H127ZM152 153V154H151ZM175 153V154H174ZM106 154H108V155H106ZM113 154H116V155H113ZM126 154H127V157H126ZM150 154V155H149ZM157 154H159V155H157ZM176 154H178V155H176ZM182 154V155H181ZM83 155V156H82ZM89 155V156H88ZM92 155V156H91ZM107 157H106V156ZM122 155V156H121ZM125 155V156H124ZM128 155H130V160H129V156ZM135 155H137V157H135ZM142 155V156H141ZM179 155H180V157H179ZM87 156V157H86ZM91 156V157H90ZM97 156H99V157H97ZM112 156V157H111ZM116 156H119V158L118 157H116ZM121 156V157H120ZM124 156V157H123ZM139 156V157H138ZM141 156V157H140ZM175 156V157H174ZM183 156V157H182ZM90 157V158H89ZM101 157H103V159L101 158ZM109 157V158H108ZM181 158V160L179 159H177V158ZM85 158V159H84ZM90 159V161H89V159ZM106 158V159H105ZM108 158V159H107ZM110 158H112L111 160H110ZM114 158H115V160H114ZM125 158H127L128 160H122V159H125ZM132 158V159H131ZM133 158H135V160H133ZM166 160H165V159ZM188 158L191 160H194V162H196L197 164H199V165H197L196 163H194L192 160L190 161H188ZM198 158V159H197ZM81 159H84V160H82L81 161ZM120 161H119V160ZM141 160V161H139V160ZM175 159H177V160H175ZM211 159V158H210ZM87 160L90 162H87ZM92 160V161H91ZM101 160V161H100ZM103 160H105V161H103ZM112 160H114V161H112ZM162 160V161H161ZM174 160L175 161H179L180 163H181V166H183V169L185 170V176H188V177H185L184 176V178L183 179H181L180 180V177L179 176H177L176 175V167H175V165H174ZM185 160V161H184ZM186 160H187V162H186ZM197 160H198V162H197ZM111 161V162H110ZM117 161H119L120 162V164L123 162L124 163V165H123V163L121 164L122 165V168H121V166H118V165H120L119 164V162H118V165H114V163L115 162H117ZM122 161V162H121ZM126 161H128V163H126ZM137 161H139L140 162V164H139V162H137ZM145 161V162H144ZM159 161H161V162H159ZM212 161H214V162H212ZM73 162H75V163H73ZM77 162V163H76ZM110 162V163H109ZM131 162H132V164H131ZM211 162V163H210ZM216 162H217V164H216ZM84 163V164H83ZM89 163V164H88ZM92 163V164H91ZM94 163V164H93ZM104 163H108V164H104ZM113 163V164H112ZM146 163V164H145ZM158 163H159V165H158ZM167 163V164H166ZM170 163V164H169ZM185 163H187V164H185ZM74 164V165H73ZM76 164H77V167H76ZM87 164V165H86ZM130 164V165H129ZM137 164V165H136ZM161 164V165H160ZM162 164H163V169L161 168L162 167ZM196 164V165H195ZM203 164V165H202ZM73 165V166H72ZM84 165H86V166H84ZM93 165L94 166H96V169L98 168L99 170L97 171L96 169H95V167H93ZM108 167V170H107V167ZM109 165H112V167L110 166L109 167ZM113 165H114V169H112L113 168ZM125 165H126V167H125ZM158 165V166H157ZM172 165V166H171ZM174 165V166H173ZM187 165V166H186ZM189 165H192V166H189ZM66 166H67V164H66ZM84 166V167H83ZM90 166H92L94 169H90V170H88L87 168H89ZM124 166V167H123ZM131 166V167H130ZM146 168H145V167ZM160 166V167H159ZM198 166H199V168H198ZM207 166V167H206ZM216 166H217V168H216ZM219 166V167H218ZM91 167V168H92ZM140 167V168H139ZM144 167V168H143ZM159 167V168H158ZM166 167V168H165ZM170 167H172V168H170ZM187 167H189V169H190V171L188 170V168ZM205 167V170L204 169H202L201 170V168H204ZM211 167H212V169L213 170H211ZM67 168V167H66ZM75 168V169H74ZM77 168V169H76ZM82 168V169H81ZM105 168V169H104ZM110 168V169H109ZM121 170H120V169ZM127 168H128V170H127ZM131 168V169H130ZM139 168V169H138ZM143 168V169H142ZM156 168H158L160 171V173H157L158 172V169H157V172H156ZM170 169V171H168L169 169ZM193 168V169H192ZM195 168V169H194ZM197 168V169H196ZM214 168H215V170H214ZM74 169V170H73ZM79 169H80V171H79ZM112 169V170H111ZM117 169V171H114V174H112L113 173V170H116ZM124 169V170H123ZM138 169V170H137ZM167 169V170H166ZM171 169H172V171H171ZM221 169V171L219 172V170ZM101 170H102V173H100L101 172ZM105 172H107V173H105ZM110 170V171H109ZM118 170H119V172H121L122 171V174L121 173H119L118 172ZM141 170V171H140ZM163 170H165V173H164V171ZM62 171V172H61ZM75 171H78V172H75ZM136 171V172H135ZM163 171V172H162ZM175 171V172H174ZM196 171V172H195ZM203 171V172H202ZM209 171V172H208ZM214 171H216V173H214ZM60 172V174H58ZM67 172V173H66ZM93 172V173H92ZM95 172V173H94ZM109 172H110V174H109ZM115 172H117L118 174L116 175V173ZM162 172V173H161ZM169 172H170V178L168 179L167 177H168V175H165V174H169ZM61 173L62 174H64L65 176H66V178H67V175H68V173H69V171H68V168L67 169H65L64 168V170H62L61 168H60V170L58 169V171L55 173L57 176H61ZM83 173V174H82ZM100 173V174H99ZM104 173V174H103ZM141 173V174H140ZM174 174V175H172V174ZM197 173H198V175H197ZM202 173V174H201ZM207 176L208 175V173H210L207 177H205V175ZM219 173V174H218ZM79 174V179H80V177L82 178L81 179V182H80V184H79V181L80 180H78V177H77V175ZM91 174V177H93V178H95V176H96V178L95 179H93V178H91L89 175ZM102 174V175H101ZM107 174V175H106ZM192 174V175H191ZM214 174V175H213ZM64 175H62L63 177H64ZM85 176V178H84V176ZM105 175V176H104ZM115 175V176H114ZM157 175V176H156ZM158 175H159V178H158ZM176 175V176H175ZM213 175V176H212ZM226 175V176H225ZM115 178H114V177ZM117 176V177H116ZM132 176V177H131ZM199 176V177H198ZM216 177V180L218 181V183L219 184H217V185H214V183L216 184V180H214L215 179V177ZM225 176V177H224ZM100 177H101V180H100ZM128 177V178H127ZM130 177V178H129ZM160 177H161V179H163V180H161L162 182L160 183ZM163 177V178H162ZM164 177H165V181L167 180V183L166 182H164V183H166L167 184V187L169 188H167L166 187V184H164L163 183V181H164ZM65 178V177H64ZM114 178V179H113ZM167 178V179H166ZM172 178H174V179H172ZM187 178V179H186ZM202 178H203V181H202ZM211 178H214V179H212L211 180ZM233 180V178H234V180L232 181L231 179ZM88 181H87V180ZM90 179H93V180H95V182L94 181H92V180H90ZM110 179V180H109ZM122 179V180H121ZM171 179V180H170ZM178 179V180H177ZM197 179V180H196ZM200 179V180H199ZM207 179H208V182H206L207 181ZM82 180H84V181H82ZM97 180H99V181H97ZM108 180V181H107ZM158 180V182H155V181H157ZM170 180V181H169ZM177 182H176V181ZM180 180V181H179ZM187 180V181H186ZM188 180H190V181H188ZM199 180V181H198ZM231 180V181H230ZM78 181V182H77ZM185 183H184V182ZM202 181V182H201ZM235 181V182H234ZM89 183V184H91V185H89V184H87V185H83V184H86V183ZM98 183V185H97V183ZM106 182V183H105ZM133 184H132V183ZM176 182V183H175ZM182 182V183H181ZM189 182H192V184L190 183L189 184V187H188V183ZM201 183V184H198V183ZM241 184L240 186H239V184ZM53 183V184H52ZM56 182H55V179L50 183V185H49V189H48V195H50L51 193V195H53L54 197H51V195L48 197V205H54V204H57V200L60 198V192H61V194H63V192H62V189L60 190L59 188V186L57 185V183L55 184ZM83 183V184H82ZM157 183H159L158 185H157ZM173 183H175V184H173ZM187 183V184H186ZM211 183H213V186L216 188H212V184ZM227 183H228V185H227ZM79 184V185H78ZM95 185V187H92V186H94ZM114 184H115V186L117 187H115L114 186ZM118 184V185H117ZM131 184V185H130ZM136 184V185H135ZM163 184V185H162ZM170 184V185H169ZM178 184H180L179 185V187H177V185ZM196 184V185H195ZM206 184V185H205ZM211 186V187H209V185ZM231 184V185H230ZM75 185H77V186H75ZM101 185V186H100ZM103 185V186H102ZM112 185V186H111ZM157 186V188H155L156 186ZM160 185V186H159ZM162 185V186H161ZM192 185V186H191ZM195 185V187L193 188V186ZM197 185H200V187L199 186H197ZM219 185V187L221 188V186H222V189H223V191L222 190H220V188H218L217 189V187L216 186H218ZM237 185L240 187V191H239V189L237 188ZM126 186H128V187H126ZM130 186V187H129ZM201 186H203V188L201 187ZM228 186V187H227ZM101 187V188H100ZM104 189H103V188ZM113 187V188H112ZM117 189H115V188ZM161 187V188H160ZM162 187H165L164 189L162 188ZM172 187V188H171ZM173 187H174V189H173ZM183 188V189H181V191H179V190H177V188ZM224 187V188H223ZM87 190V194L85 193V189ZM113 189V191L115 190L116 192V194H114L113 196H112V194H110L111 192H113V191H111V189ZM123 188H125V189H123ZM135 188V189H134ZM159 188L161 189V190H159ZM186 188V189H185ZM202 188V189H201ZM242 188H243V190H242ZM92 189H93V191L94 190H96L97 189V191H95V192H93L92 191ZM100 189H102V190H100ZM105 189H107L106 191H104ZM127 189V190H126ZM155 189H156V192H155ZM157 189H158V192H157ZM175 190V191H173V190ZM193 189V190H192ZM197 189V190H196ZM200 189V190H199ZM204 189H205V192H204ZM52 190H54L53 192H52ZM79 190V191H78ZM89 190V191H88ZM125 190V191H124ZM128 190H129V192H128ZM132 191V193H130L131 191ZM192 193V195L194 194V198L195 197H198L197 199L195 198H193L190 194V192ZM201 190H203V191H201ZM209 190V191H208ZM212 192H211V191ZM213 190H214V192H213ZM216 190V191H215ZM241 190H242V193H245V197H244V194H241V193H239V192H241ZM49 191H50V193H49ZM56 191H58V192H56ZM77 191V192H76ZM80 191H81V193H80ZM100 193H99V192ZM110 191V192H109ZM122 191H124V193L122 192ZM127 191V192H126ZM138 191V192H137ZM143 191V192H142ZM159 191L163 194V195H161V197L159 196ZM170 191V192H169ZM172 191L174 192L173 194H171L172 193ZM189 192L190 194V197H191V200H190V197H188L189 195H188V193L187 192ZM193 191H194V193H193ZM235 191V192H234ZM244 191V192H243ZM78 192H79V194H78ZM82 192L84 193V195L82 194ZM103 192V193H102ZM105 192V193H104ZM119 192V193H118ZM136 192V193H135ZM140 192V193H139ZM165 192V193H164ZM167 192V193H166ZM195 192L197 193V194H195ZM200 192V193H199ZM203 192V193H202ZM207 192H209V193H207ZM210 192H211V194H210ZM217 192V193H216ZM218 192L220 193V194H222L221 196H220V194H218ZM222 192V193H221ZM223 192H225V193H223ZM55 193V194H54ZM77 193V194H76ZM93 193L97 196V197H95V196H91V194L93 195ZM102 193V194H101ZM130 193V194H129ZM145 193V194H144ZM177 193V194H176ZM185 193H187V194H185ZM206 193V194H205ZM57 194V195H56ZM74 195L75 197L73 198V196L72 195ZM105 194L107 195L108 194V196H106L105 197ZM141 194H143V195H141ZM169 194H171L172 196H174L175 197V199H174V197L172 198V196L170 195V197L171 198H169L168 199V197H169ZM200 194V195H199ZM201 194H203V196L201 197ZM205 194V195H204ZM216 194H217V196H216ZM225 194V197L223 196ZM228 194V195H227ZM232 194V195H231ZM86 195V196H85ZM115 195H116V197H115ZM121 195H123V196H121ZM124 195H125V197L126 196H128V197H126L127 198V201H126V198H123L124 197ZM131 195V196H130ZM176 195V196H175ZM179 195H181L180 197H178ZM186 195H188L187 196V198H186ZM195 195H197V196H195ZM215 195V196H214ZM218 195L221 197V198H218ZM81 197V199H79L80 197ZM99 196H100V198H99ZM110 196V197H109ZM130 196V197H129ZM182 196H184V201H183V198H182ZM212 196V197H211ZM231 197L230 198V200H229V202H228V200H226V198L227 197ZM234 196V197H233ZM239 196V197H238ZM92 199H91V198ZM95 197V198H94ZM103 197V198H102ZM114 197V198H113ZM143 197H145V198H143ZM157 197V198H156ZM160 197V198H159ZM165 197V198H164ZM178 197V198H177ZM214 198V199H212L211 200V198ZM55 198V199H54ZM90 198V199H89ZM99 200H98V199ZM117 198V199H116ZM122 198L124 199V200H122ZM189 198V199H188ZM217 199V201H216V199ZM223 198V199H222ZM229 198H227V199H229ZM242 199V200H240V199ZM57 199V200H56ZM71 199H73V200H71ZM88 199V200H87ZM94 199H97V200H95L94 201ZM100 199H101V201H103L102 202V204H101V202H99L100 201ZM105 199V200H104ZM174 201H173V200ZM185 199H187V200H185ZM192 199H193V201H192ZM204 199H206V200H204ZM209 199V200H208ZM219 199V200H218ZM235 199V201H232V200H234ZM51 200V201H50ZM87 200V201H86ZM90 200V201H89ZM129 200H131V202L129 201ZM143 200V201H142ZM156 200V201H155ZM162 200V201H161ZM164 200V201H163ZM190 200V201H189ZM226 200V201H225ZM83 201V202H82ZM84 201H86V202H84ZM99 203H98V202ZM121 203H119V202ZM123 201H125V202H123ZM171 201H172V203H171ZM208 203H207V202ZM223 201V204H220L221 202ZM239 201H241L240 203H238ZM50 202V203H49ZM55 202V203H54ZM75 203V205H74V203ZM77 202H78V204H77ZM81 202L83 203V204H85V206L83 205V204H81ZM87 202H90V203H88L87 204ZM93 202H94V206H93ZM97 203V205H95L96 203ZM154 202V204H152ZM159 202V203H158ZM176 202V203H175ZM213 202V203H212ZM215 202V203H214ZM72 203V204H71ZM105 203H107V204H105ZM113 203V204H112ZM130 203V204H129ZM140 203V204H139ZM160 203H165L164 205L163 204H160ZM175 204V206H174V204ZM191 203V204H192ZM205 203L207 204V205H205ZM210 203V205H208ZM211 203H212V205H211ZM218 203V204H217ZM235 205H234V204ZM80 204H81V207H84L83 209L80 207ZM128 204V205H127ZM172 204V205H171ZM213 204H215V205H217V206H215V205H213ZM230 204H231V206H230ZM78 205H79V207L81 208H79L78 207ZM83 205V206H82ZM102 205H103V207H102ZM141 205V206H140ZM176 205H177V207H176ZM229 205V206H228ZM239 207H238V206ZM108 206V207H107ZM111 206V207H110ZM141 207V209L139 208V207ZM157 206V207H156ZM158 206H159V208H158ZM161 206H163L162 208H161ZM167 206V207H166ZM169 206V207H168ZM170 206H172V207H170ZM191 206V207H190ZM198 206H200V205H198ZM207 206H211V210H209L210 209V207L208 208ZM215 206V207H214ZM71 207H72V210H71ZM75 209H74V208ZM86 207V208H85ZM88 207V208H87ZM128 207H130V208H132V210L131 209H128ZM189 207H190V209H189ZM213 207H214V209H213ZM220 207V208H219ZM228 207V208H227ZM232 207L234 208V210L232 209ZM241 207V208H240ZM76 208L78 209L77 211H76ZM105 208H106V210H105ZM113 208V209H112ZM117 208V209H116ZM142 208H143V210H142ZM155 208V209H154ZM166 208H168L169 210V212L168 213H166L167 212V209ZM204 208V209H203ZM218 208V209H217ZM226 208V209H225ZM231 208V209H230ZM237 208H238V210H237ZM240 208V209H239ZM89 210V212L88 211H86V210ZM91 209V210H90ZM95 209V210H94ZM97 209V210H96ZM121 209H122V212H121ZM129 211H131V212H129ZM206 209V210H205ZM220 209V210H219ZM74 210V211H73ZM81 210V211H80ZM93 210V211H92ZM126 212H125V211ZM135 210V211H134ZM219 210V211H218ZM232 210V211H231ZM240 210V211H241ZM71 211V212H70ZM83 211V212H82ZM108 211V212H107ZM124 211V212H123ZM138 211H140V212H138ZM166 211V212H165ZM208 211H209V213H208ZM210 211H211V213H210ZM217 211V212H216ZM226 212L227 211V213H225V214H227V216L225 215V214H221V213H224V212ZM230 211V212H229ZM22 213H19L18 215L19 216H16V218H15V216L12 218L13 220H11L9 223V226H10V229L11 230H13V227L15 226V227H17V222L15 223V221L16 220H18V217L20 218L21 217V219H22V216L24 217V214L25 213H23V211H21ZM76 212H78V213H80V214H77V217H76ZM84 212H85V214H87V215H91L90 216V218L88 217H85L86 215L84 214ZM121 212V213H120ZM128 212V213H127ZM133 212V213H132ZM137 214H136V213ZM214 212H216V213H214ZM221 212V213H220ZM236 212V213H235ZM71 213V214H70ZM81 213H83L82 215H81ZM91 213H94V214H91ZM113 213H114V215L116 216H114L113 215ZM129 213H131L132 215V217L130 216V214ZM170 213V214H169ZM174 213V214H173ZM219 213V214H218ZM74 215V217H72L73 215ZM121 214V215H120ZM128 214H129V216H128ZM168 216V219L170 220V221H168V219H167V217H166V215ZM172 214V215H171ZM217 214V215H216ZM221 214V215H220ZM70 215V216H69ZM78 215H80V216H78ZM216 215V216H215ZM220 215V216H219ZM236 215V216H235ZM134 216H137V218H135ZM162 216V217H161ZM175 216V217H174ZM206 217V218H204V217ZM217 216H219V217H217ZM223 216V217H222ZM235 218H237V219H235ZM71 217V218H70ZM75 217H76V219H77V221H76V219H75ZM79 217H81V218H79ZM85 217V218H84ZM99 217V218H98ZM110 217V218H109ZM113 218V220H112V218ZM130 217V218H129ZM141 217V218H140ZM164 217V218H163ZM172 218V220H171V218ZM208 217H211L212 218V220H211V218H208ZM229 220V218H230V220L228 221L226 218ZM239 217V216H238ZM73 218V219H72ZM79 218V219H78ZM84 220H83V219ZM87 218V220H85ZM116 218V219H115ZM127 218V219H126ZM132 218V219H131ZM138 218H139V221H141L142 220V223L144 224V226H143V224L141 223V222H138ZM157 218H158V220H157ZM204 218V219H203ZM216 218L218 219L217 221H216ZM222 219L221 221L219 220V219ZM224 218V219H223ZM15 219V220H14ZM70 219H72V221L70 220ZM81 219V220H80ZM94 219V220H93ZM116 220V222H115V220ZM136 219V220H135ZM141 219V220H140ZM163 219H165L166 220V222H165V220H164V222H165V225H163L164 223H162V221H163ZM174 219V220H173ZM70 220V221H69ZM90 220V221H89ZM131 221V223L129 222V221ZM135 220V221H134ZM204 220V221H203ZM14 221V222H13ZM19 221V220H18ZM68 221L72 224V227L74 226L75 227V229H74V227H73V229L74 230H72V229H70V227H71V224L70 223H68ZM78 222V224L76 225L75 223H74V225H73V223L72 222ZM81 221H83L84 223H86V225L84 226L83 225V223L81 222ZM86 221V222H85ZM112 221V222H111ZM118 221V222H117ZM124 221V222H123ZM135 223H134V222ZM206 221V222H205ZM219 221V222H218ZM227 221L229 222V223H227ZM234 221V222H233ZM82 224H81V223ZM90 222V223H89ZM92 222V223H91ZM117 224V226H116V224ZM119 222H120V224H119ZM127 222V223H126ZM223 222V223H222ZM15 223V225H13ZM79 223H80V225H79ZM126 223V224H125ZM130 223V224H129ZM137 223V226L135 225ZM162 224L161 226L159 225L158 226V224ZM209 223V224H208ZM210 223H211V225H210ZM212 223H214V224H212ZM237 225H236V224ZM246 223L248 224V225H246ZM124 224V225H123ZM146 224H147V226H146ZM202 224H204V225H202ZM231 226H230V225ZM232 224H235V225H232ZM0 229H2V224H1V220H0ZM70 225V226H69ZM78 225L79 226H81V227H78ZM122 225V226H121ZM169 225H171V227H169ZM172 225H174V227H172ZM214 225H216L217 227L215 228V226ZM221 225V226H220ZM13 226V227H12ZM67 226H68V228H67ZM112 226H113V228H112ZM125 226H126V228H125ZM130 228H129V227ZM142 226V227H141ZM163 226H165V227H163ZM192 227V229H191V227ZM206 227L205 229H203L204 227ZM230 228H229V227ZM233 226V227H232ZM251 226V227H250ZM12 227V228H11ZM76 227H77V229H76ZM116 229H115V228ZM121 227H124V230H122L123 228H121ZM141 227V228H140ZM146 228L145 230H144V228ZM162 227V228H161ZM197 227V228H196ZM221 227V228H220ZM86 228H87V230H86ZM90 230H89V229ZM104 228V229H103ZM143 228V229H142ZM169 228H171V229H169ZM187 228V229H186ZM225 228V229H224ZM228 228V230H226ZM232 228V229H231ZM233 228H234V231H233ZM246 228V229H245ZM79 229H80V231L82 232H79ZM84 231H86V232H84ZM98 229V230H97ZM113 229H115L116 230V232H115V230H113ZM130 229V230H129ZM148 229V230H147ZM161 229V230H160ZM202 229H203V231H202ZM219 230V232H218V230ZM237 229V230H236ZM258 229V230H257ZM66 230H68V231H66ZM91 230H92V232H91ZM103 230V231H102ZM139 230H141L140 232H139ZM144 230V231H143ZM150 230H152V232L150 231ZM181 230V231H180ZM204 230H205V233H204ZM217 230V231H216ZM221 230H223L222 232H221ZM245 230V231H244ZM16 231V230H15ZM65 231H66V233H65ZM106 231H107V234H106ZM117 231H118V233H117ZM130 231V232H129ZM142 231H143V233H142ZM147 231V232H146ZM150 231V232H149ZM180 231V232H179ZM193 231V232H192ZM209 231V232H208ZM211 231V232H210ZM214 231V232H213ZM218 232V233H216V232ZM227 231V232H226ZM231 231H232V233H231ZM77 232V233H76ZM113 232V233H112ZM121 232V233H120ZM145 232V233H144ZM162 232H164V233H161ZM190 233V235H189V233ZM200 232H202V233H200ZM208 234H207V233ZM230 232V233H229ZM234 232V233H233ZM242 232V233H241ZM63 233V234H62ZM73 233H75L74 235H73ZM79 233H81V234H79ZM84 233V234H83ZM115 233V234H114ZM140 233V234H139ZM147 233V234H146ZM155 233H156V235H155ZM185 233H186V235H185ZM188 233V234H187ZM212 233V234H211ZM213 233H215V234H213ZM245 233V234H244ZM77 234V236H82V237H80V239H79V237H75V235ZM79 234V235H78ZM88 234H90L89 236H87L88 238H86V237H84V236H86V235H88ZM94 234H96V236L94 235ZM117 234V235H116ZM152 234H154V235H152ZM180 234H181V236H180ZM200 234V235H199ZM203 234V235H202ZM220 234V235H219ZM222 234V235H221ZM70 235V239H69V237H67V236H69ZM74 236L75 238H72L71 239V237L72 236ZM150 235H152V236H150ZM159 235H162V237L161 236H159ZM261 235V236H260ZM95 238H93V237ZM102 236V237H101ZM147 239L146 241L144 240L145 238ZM154 236V237H153ZM166 236V237H165ZM223 236V237H222ZM237 236V237H236ZM63 237V238H62ZM91 237V238H90ZM100 237V239L98 240V238ZM113 237L115 238V239H117V241L115 240V239H113ZM263 237V239H261ZM68 238V239H67ZM83 238V239H82ZM85 238V239H84ZM93 238V239H92ZM153 238H155V239H157L158 241H156L155 239V241L154 240H152ZM202 238V239H201ZM204 238V239H203ZM205 238H206V240H205ZM219 239V241L217 240V239ZM235 238V239H234ZM255 238V239H254ZM62 239H63V241H62ZM66 239H67V241L69 242V244H67L68 242L66 241ZM75 239V240H74ZM84 241V243H83V245H85L86 246V244H87V248H88V246H89V244H91L92 242H94L93 243V245L94 244H96V246H92V245H90L93 249L94 248H96V250H93L92 248H86L85 246H83L81 243L83 242L82 240ZM86 239H88L87 241H86ZM89 239H90V241H89ZM212 239H215V241L214 240H212ZM223 239V240H222ZM239 241H238V240ZM249 239V240H248ZM71 240V241H70ZM73 240L75 241L74 242V244L72 243L73 242ZM79 240H81L80 242H79ZM96 242H95V241ZM103 240V241H102ZM116 242L115 244H114V242ZM144 240V241H143ZM161 240V241H160ZM164 240V241H163ZM183 240V241H182ZM212 240V241H211ZM232 240V241H231ZM65 241V242H64ZM148 241H149V243H148ZM151 241V242H150ZM183 243H182V242ZM205 241H207V243H205ZM221 241V242H220ZM223 241V242H222ZM231 241V242H230ZM237 241V242H236ZM249 241H251V243L249 242ZM262 241V242H261ZM60 242V243H59ZM63 243V246L61 247V245L60 244H62ZM76 242H78V243H80V245L78 244V243H76ZM88 242V243H87ZM90 242V243H89ZM101 242V243H100ZM143 242H145V243H143ZM152 242H154L153 244H152ZM179 242V243H178ZM186 242V243H185ZM213 242V243H212ZM221 244H220V243ZM59 243V244H58ZM73 245H72V244ZM139 243H141L140 245H139ZM151 243V244H150ZM155 243H156V245H155ZM158 243H159V247H158ZM185 243V244H184ZM209 243H210V245H209ZM223 243V244H222ZM258 243V244H257ZM259 243H261V244H259ZM76 244L78 245V246H76ZM106 244V245H105ZM145 245V246H143V245ZM150 244V245H149ZM179 244H181V245H179ZM207 244V245H206ZM212 244H213V246H212ZM214 244H215V247H214ZM69 247H68V246ZM97 245H98V248H97ZM100 245V246H99ZM115 245V246H114ZM128 245V246H127ZM153 245V246H152ZM179 245V246H178ZM248 245H250V246H248ZM255 245V246H254ZM262 245V246H261ZM71 246V247H70ZM89 246V247H90ZM126 246H127V248H126ZM149 246V247H148ZM155 246V247H154ZM207 246V247H206ZM242 246V247H241ZM58 247H60V248H58ZM66 247V249H64ZM78 247H81V251H82V253H81V251H80V248H78ZM128 247H129V249H128ZM131 247V248H130ZM138 247V248H137ZM160 247H162V248H160ZM184 247V248H183ZM210 247H214L213 249H211ZM63 248V249H62ZM72 250L70 253H71V256L70 255H68L67 256V254H69V252L68 251H70V249ZM78 248V249H77ZM84 248V249H83ZM134 248H135V250H134ZM143 248V249H142ZM156 248V250H154ZM188 248V249H187ZM242 248L243 249H246V251L245 250H243L242 251ZM59 249V250H58ZM62 249V250H61ZM73 249H75V250H73ZM114 249V250H113ZM131 249V250H130ZM147 249V253L145 252V250ZM160 249V250H159ZM181 249H182V252H181ZM185 249V250H184ZM208 249H210V250H208ZM238 249H240V250H238ZM259 249V250H258ZM262 251H261V250ZM63 250H65L64 251V254H63ZM86 250V251H85ZM92 250L94 251V252H92ZM98 250H99V252H98ZM151 250V251H150ZM184 250V251H183ZM189 250H191V251H193V252H191V251H189ZM212 250V251H211ZM221 250V249H220ZM221 250V251H222ZM257 250H258V252H257ZM137 253H136V252ZM149 251H150V253H149ZM174 251H172V252H174ZM179 251V252H178ZM207 251V252H206ZM239 251V253H237ZM241 251V252H240ZM249 251V252H248ZM80 252V253H79ZM89 252H90V255H89ZM152 252V253H151ZM186 252V253H185ZM210 252H212V253H210ZM252 252V253H251ZM61 253H62V255H61ZM78 253H79V255H78ZM95 254V256H93L94 254ZM135 254V256L134 255H132L131 256V254ZM181 253V254H180ZM185 253V254H187V255H183V254ZM194 253V254H193ZM218 253H219V251L217 252V256H219L218 255ZM241 253H243V254H241ZM73 254V255H72ZM84 255L85 256V254L87 255H89V257L88 256H86V257H83V256H81V255ZM99 254V255H98ZM147 254H150V255H147ZM191 254V255H190ZM210 254V255H209ZM250 254H251V256H250ZM252 254H253V256H252ZM63 255L65 256V257H63ZM146 255V256H145ZM152 255H155L156 256V258H155V256H152ZM182 255V256H181ZM208 255V256H207ZM39 256V255H38ZM40 256H41V254H40ZM39 256V257H40ZM59 256H61L60 257V259H58L59 258ZM67 256V257H66ZM76 256V257H75ZM90 256H92V258L90 257ZM138 256V257H137ZM141 257V259H140V257ZM149 256H151V257H149V260L147 259ZM159 256H160V258H159ZM188 256V257H187ZM229 255H228V257H230ZM38 257V258H39ZM56 257H57V260H56ZM129 257H130V259H129ZM154 257V258H153ZM207 257V258H206ZM41 258V259H40ZM39 258V260H42V256ZM75 258V259H74ZM89 258V259H88ZM91 258V259H90ZM137 258V259H136ZM167 258V261L169 260ZM175 258L177 259V260H175ZM180 258V259H179ZM192 258V259H191ZM217 258V257H216ZM64 259H66V260H64ZM74 259V260H73ZM83 259V260H82ZM86 259V260H85ZM94 259V260H93ZM103 259V260H102ZM127 259H129V260H127ZM151 259H153V260H151ZM157 261H156V260ZM261 259V260H260ZM11 261L9 262V264H13V261H12V258L10 259ZM90 260H91V262H90ZM126 260V261H125ZM139 260V261H138ZM141 260V261H140ZM148 260V261H147ZM250 260V261H249ZM104 261V262H103ZM114 261V262H113ZM149 261H151V262H149ZM155 261V262H154ZM196 261V262H195ZM50 263V264H53V263ZM78 262V263H77ZM80 262V263H79ZM83 262V263H82ZM103 262V263H102ZM131 262V263H130ZM147 262H149V263H147ZM188 262V264H190ZM251 262V263H250Z\"/></svg>", "mask_w": 264, "mask_h": 264}]
</instances>
